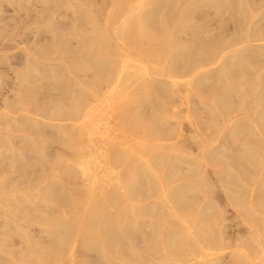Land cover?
<instances>
[{
    "label": "bare ground",
    "instance_id": "1",
    "mask_svg": "<svg viewBox=\"0 0 264 264\" xmlns=\"http://www.w3.org/2000/svg\"><path fill=\"white\" fill-rule=\"evenodd\" d=\"M26 1H28V0H25L24 4H20L19 7H21V5L27 6ZM61 1L62 0H60L59 3H61ZM89 1L90 0H82L81 4L87 6L88 4L91 3ZM91 1H93V0H91ZM102 1H99V2L104 3ZM121 1L122 0H118L117 2H115V3H117V5H115V6H108V8L106 7V9H107V11L105 10L106 12L103 10L104 14H105V15L103 14L105 16V18L101 17L103 19L102 20L103 22L100 20L102 22V23H99L100 27H96L95 30H93L94 32L92 31V33H98V36L100 34V35L104 36V37L102 36L103 38L107 37L106 39H109L108 43H109V41H110V43L108 45H110L112 47V49H110V51H107V52H110V55L112 56L110 58L111 59L113 58L114 60H109V58L107 57L109 54L108 55L104 54L108 58L107 60H104V61L94 58L97 54H100V56L102 54V53H100L103 50L102 49L103 47H101L102 41L100 40V38L98 41L92 40V38H90V39H88V42L86 41V39L84 40L86 42H83L84 43V49L85 50L88 49V52H86L84 55H88V57L93 56L91 59L85 60V62L83 61V59H80V61L82 60V62L86 63V66H87V68L85 66V68L87 70L85 71L84 76H85L86 80H87V78L90 79V77L93 78V82H96L95 84H97L96 87L94 86L96 89L93 88L94 90H92V88H91V92L86 93L87 96H85V93L83 94V92H82V96H81V94L79 96L78 93L80 91L78 92L77 91L78 89H74V88H76V87L79 88L80 86H82V84L85 83L84 79L83 80H81V79L65 80V81H63L62 85H61V83L59 84L61 86H57L58 88H54L55 90H59V91L62 90L63 91V90H67L68 88H70L72 86L71 88L77 92V97L75 96V97H71L68 99L75 101L77 103L78 107H76L75 102L72 106H70L73 102V101L71 102V100H70V103L68 102L70 104L69 105L70 107H65L68 105V104L65 105L66 102H65V104H62V102H61V104L58 103L57 105L55 103V105L49 107L50 112H51V118L50 119L52 121L56 122L54 124L41 122L40 120H38L36 118L37 115H35L36 117H31L28 110H26V112L24 114H21L18 116H16V115L14 116L13 115L14 113L9 112V111H6V112L0 111L1 112L0 113V119H4V120H0V130H1V127L7 128V125L12 124V126H14L15 128H18V130L22 129V132L24 130L27 133L30 132V134H31V133H34V131L38 130V132L40 133L41 131L39 129L43 125L44 128L46 127V128H50V129L55 130L54 133L56 132L55 134H57V135H55L57 137V140H55L56 138L54 139L55 142L59 141L60 144L63 145L65 148L67 147V149L70 147L68 149V153L70 156H68V158L65 157V162L62 164L63 175L65 172L64 170H66L68 172V176L66 177L67 181H65V179H62V181L64 180L63 182H64V185L66 184V188L68 185H71V187H74L73 188L74 190L72 189L69 192H67V194L65 193L66 197L59 200L58 199L59 197H56L57 195L55 196V194H54L55 189L53 188L54 186H57V187L61 186V185H59V183L61 182L60 179L58 180V181H60L58 184H56V181H55V178H57L56 177L57 172L55 173L56 169H54V166H52L53 168L50 170V172L52 171L54 173L51 176V178H49L45 174V172H46L45 170H47V169L43 170L42 169L43 166L39 165L41 167V172L39 170L40 174L37 177L38 179L37 178H35V179L44 183V185L43 184L42 185L45 186V188H44L45 190L43 189L44 192L42 194L40 192V194H39L40 196L37 195L39 197V198L37 197V199L40 200V199L46 198L52 204L53 203L57 204L55 208L58 207L59 209H66V210L71 211V212H78V214L76 213V215H73V216H77V215L79 216V213H80L79 217L71 218L70 217L71 213H68L70 215H67V213L65 211V213L67 215L66 216L65 213L61 214V212H63V210L59 211L56 209L57 212H60V216H62L61 219H57V217L54 214H51L50 211L47 212L49 209L47 211L46 210L38 211V208L36 206L32 207L33 204H30V207H29V209L32 208V210L28 211V208H27V211L25 210L26 212L24 210H23L24 212H22L21 210L14 209V207H13L14 210L11 208V210H13L11 214H13V213L15 215L17 214L18 216H16V217H18V218L20 216H23L24 220L28 216H31V218L29 219V220H31V219H33V217H34V219H37L39 216H41V214L45 215L44 220L41 218L42 217L41 216V217H39L40 220L38 219V221H39V223L42 222V220L45 221L42 224L40 223L41 225H44L46 223V224L53 226L52 229L54 231L49 229L50 232L52 231V233L49 234L47 231V235H46V239H48L47 238L48 236L52 237V238L50 237L48 239L49 241L52 239V241L49 242L47 240L50 243L49 246H51V248L48 245H47L48 246L47 247L46 243H44V244L47 248H49L48 252H46V251L43 252L40 249H35V247L38 248L39 244H37V246H34L31 248V245H34L35 243L34 244L30 243L31 244L30 245L28 243V239H27V244H29L30 246L28 245L26 247L29 250H31V249L33 250V248H34L35 254H34V251L32 254L30 253L31 255L28 253L29 256L24 257V259L21 258V260H19V262L16 261L18 258L16 260L12 259L11 257H7L5 259V257H6V256H4L5 254L0 255L1 257L3 256V258H4L3 259L0 257V264H14L15 262H16L15 264H119L117 262V259H116L117 256H119L121 258V260L123 261L124 264H145L141 260V255L139 254V251L137 248V246H138L137 239L139 237L138 233H139L140 229L142 230V228H141L142 225L140 226L139 224H142L140 222L143 218L149 219V222H148L149 224L147 223L148 219L146 220V223H147L146 226H148L150 229L149 232L147 231L148 233L145 232V233H147L146 235L143 234L140 237L141 240L143 241L145 249L150 248V246H152V244L155 242L160 243V235L163 236L161 234V232L164 231V230H162L163 228L161 229L162 230L161 231L160 227L164 226V228H165V226H167V225H163V223L165 224L166 222H168V221H165V217H167V216H169L170 218H171V216H173V217L174 216H191V217H189V219L190 218H192V220L198 219V221H200L203 225H206L207 232L208 231L209 232L207 233L204 229H203V231L201 229V231H200L201 235L199 234L198 238L194 237V240H197V242H194V244L195 245H197V244L201 245L202 244V246H200L201 249L197 248V246H195L193 243H192V245L187 244L188 240H190V237L193 238L195 233H194L193 229H192V231H193L194 235L192 234L191 231H190L191 233L188 232L189 229L185 225V220L182 217L181 218L178 217V218H180L179 223L181 225H184L187 228V229H185L186 233L183 230H181L182 227L180 229L177 227H175L174 229H169L168 235L171 234L174 238L175 237L176 238H175V240L171 241L170 243H168V241H167V244H165L166 245L165 247H168V246L171 247V248L168 247L169 249L167 248V250H172V253L175 256L183 255L185 253V251L188 252V255L190 254L189 258H191L190 261L187 260L188 261L187 263H189V264H208L209 261H207V259L210 258L211 255L204 254V252H203L204 255L202 254L201 255L202 258L200 259L199 258L200 256H198L201 254L200 251L203 249H206V250L213 249L214 250L215 248L217 250L218 247L223 246V245H221V243L224 244L222 232L221 233L219 232L217 225H216L217 226L216 231L214 228L212 229V227H215V226H211L210 223L212 222V225H214V223H213V221L210 220V217L209 218L207 217V216H212L211 217V219H212L213 216H214V218H215V216L216 217L221 216L220 215L221 213H219L218 209L214 205H211L213 198H212V195H211V197L209 195H210L212 190H210L209 188H208L209 190H206L207 188H205V187L209 184L206 181L210 178L209 176H211L213 174L214 176L213 175L211 176V177H213V179H214V177L218 178V180H220V181L226 179L229 182L232 181V183H233V181L237 182L239 180L238 178H242L243 174H241L242 171L239 170V172H237V173H239L241 175V177H238L240 175L237 173H234L232 171L233 168H231V166L232 165L234 166L235 165L234 163H236V162L233 163V160H235L237 158L236 160L238 161V158H239V156H237V157L234 156V158H235L234 159V158H232L233 156L232 157L230 156L232 154L233 148H232V151H230L231 154L229 152L230 155H228V156H225L226 154L225 155L222 154V152H225V151L220 152V154H222L221 157L217 156L218 153H216V152H215V154H213V150L216 147V146L214 147L216 140H212L211 136L212 135L214 136V134H223L224 136H222V137L225 138L227 136V139L229 138V136H232L233 140L236 138L237 139L238 138L243 139L244 136L246 137V135H248L250 127H251V130H250L251 133H253V134L259 133L260 137L263 136V133H264V75H262V72L259 73L260 70L258 67H256L257 64L253 65L254 68L251 64H253V62H255V61L264 60V43H262L264 40V31H263L264 29L262 30V28H264V24L262 23L263 22L262 19L259 21L255 20V17H256L255 15H258V12H260L259 15H261V16L264 15V8H262L263 6H260L257 8L256 7H249L248 8V4H247V5H245V6H247L246 7L247 11H245L246 10L245 7L243 9V6H241L245 0L244 1L243 0H230L229 1V4H230L229 7L230 8L236 7V8L241 10V7H242V12L240 10H238V12L240 11L239 12L240 17L237 16V18L239 17V20H240V18L244 19V17L246 16L245 13L248 14V25L246 24L247 26L243 28L244 25L242 24V22H244V21L241 20V22H240L238 20L241 23L240 24L241 27L236 25V23L233 24L234 26L236 25L239 27L237 29V31H234L235 32L234 36L236 35V37L231 35V38L227 39V36L230 37V35H228L227 32H226V36L221 35V34L220 35L217 34L219 36L218 37L216 34H214L218 38L210 41V37H209V39H208L210 41L209 46H208L209 48L204 50V51L202 50L201 52H200V50H201L202 46L199 48L200 45H198V43L195 40V42L197 43L196 46L198 45V52L196 49H195L196 51L194 49L193 50H194V52H197L198 55L196 53L195 54L196 56L194 55V57L192 58L191 55L194 54V52H192V54H191V52L189 51L191 54L189 56H191V58L189 57L184 62L183 61L181 62L180 59H173L172 58V56L175 54L174 52L181 51L182 49L177 50V48H178L177 46L179 45V44L177 45V43L179 42V40L177 42L176 38L178 39L179 37H178V35L174 36V34H175V32L173 33L174 29L171 28L173 25L171 27L169 26L171 18L169 19V17L166 16V15H169V14H166L167 12L166 13L163 12L164 8H162L163 10H162V12H160V26H162L164 29L160 31L158 28V30L160 31V34L167 35L169 40L167 39L168 41H164L160 44L157 43L160 47L159 48L160 52H157V53L155 52L156 54H154V52H153V54L150 53L151 50L154 51L155 48H153V46L151 44H147V38L150 37L149 39H151L152 36L154 37L155 36L154 30H156V29H154L153 32H151L149 28H148L149 30H146L148 26L146 25L147 27H145L144 24H147L148 22H145L144 24L142 23L144 28H145V31H144L145 34L141 33V30H143L144 28L142 27L140 22H143L145 19H148L149 17L156 18V20H158L157 16L155 15L156 17H154L153 15L156 14L157 7H159L160 5L156 6V11L154 9H152L153 12H151V13L149 12L148 17H147L148 13H146L142 16V13H140V12H144L143 9H145L146 6L149 7V4H151V2L155 1L157 4V3H159V0H157V1L156 0H124L125 1V2L123 1L124 5L121 3ZM169 1L170 0H168L167 2H169ZM173 1H172V3H174ZM185 1H187V0H184V2ZM189 1L190 2L194 1V5H195L196 1H199V2H201V1L205 2L206 1V2H209V4H211V3L214 4V2H216V3L218 2L219 4L221 3L220 5H222L224 2H226L228 0H188L187 2H189ZM221 1H224V2H221ZM251 1L252 0H250V3H251ZM11 2H13V1H11ZM14 2L16 3V1H14ZM30 2L32 4L31 0H30ZM51 2H47V8L48 9H51L50 6H48V3H50V5L54 4V2L52 4H51ZM113 2L110 1V3L114 5L115 3H113ZM119 2L122 5H119ZM66 3L64 2L61 4H66ZM76 3H77V1H76ZM93 3H94L93 5H95L94 1H93ZM100 3H98V4H100ZM172 3L170 2V6L173 5ZM183 3H181L180 4L181 6H179L178 8L181 9V7L183 6ZM201 3H203V2H201ZM201 3H199V4H201ZM246 3L247 2L245 1V4ZM9 4L11 5V3H9ZM98 4L96 6L99 7ZM163 4L167 5L166 1ZM186 4L187 3H184V5H186ZM203 4L209 5L207 3H203ZM212 4L210 6H212ZM17 6H18V4H17ZM55 6H56V3H55ZM55 6H53V7H55ZM63 6H65V5H63ZM74 6H76V5H74ZM96 6H92V8L96 7ZM173 6H175V5H173ZM191 6L192 5L190 3V7ZM195 6H192V7H195ZM199 6L201 7V5H199ZM214 6H216V4ZM219 6L217 8H219ZM225 6H227V5L225 4L224 6H220V8L224 9ZM89 7H91V6H89ZM147 7H146V9H147ZM161 7H160V11H161ZM185 7L187 8L188 6H185ZM190 7H188V10L191 9L192 14L194 13L193 12L194 10H197L199 8V7H196L194 9V8H190ZM0 8L2 9L1 6H0ZM97 8H94L93 11L91 10L92 12L89 11L90 14L91 15L93 13L99 14L98 12L101 10H100V7L98 9ZM167 9H165V10L167 11ZM169 9L171 10V9H173V7L169 8ZM169 9H168V11H169ZM174 9L176 10L177 8L174 7ZM175 10L170 11L171 14ZM199 10H200V8H199ZM217 10H219V9H217ZM217 10L215 9L212 11L217 12ZM225 10H227V9H225ZM177 11H179V10H177ZM102 12H100V13H102ZM180 12H185V11H182V9H181ZM219 12H220V10H219ZM223 12H224V10H223ZM226 12H224V13H226ZM218 13H216V14H218ZM224 13H222L223 16H224ZM230 13H231V11H230ZM90 14H89V16H90ZM134 14H136V15H134ZM177 14H179V13L177 12ZM177 14H176V16H177ZM187 14H188L187 18H184V16L182 17L180 15H179V18L182 17L181 18L182 21H183V18L186 19L187 23H188L189 22L188 18L190 17V13H187V11H186L185 15H187ZM207 14H208V11H207ZM93 15H95V14H93ZM93 15H92V17L94 18L95 16H93ZM126 15L128 16V18L126 17ZM133 15L136 18L133 17ZM145 15L147 18H145ZM181 15H183V14H181ZM235 15H237V14H235ZM89 16H88V18H89ZM118 16L119 17L121 16L120 21H118L119 19L117 20ZM171 16L172 15H170V17ZM229 16L231 17L232 15H229ZM86 17H87V15H86ZM123 17H125V18H123ZM213 17H214V14H213ZM215 17H216V15H215ZM93 18H90V19H92V21L90 20V22H93V20H95ZM218 18H221L219 14H218ZM234 18H236V16ZM39 19H42V17ZM43 19H46V17L45 18L43 17ZM134 20L140 21V22H137V26L139 25L138 23H140L139 28L137 26H135L134 24H132L133 22H136ZM150 20H152V19H150ZM174 20H176V18H174ZM54 21H53V23H54ZM176 21H178V20H176ZM205 21H207V19L202 21V22H205ZM217 21H219V20H217ZM221 21H224V20H221ZM157 22H155V23L157 24ZM184 22H186V21H184ZM184 22H182V23H184ZM239 22H238V24H239ZM155 23H151V24L153 25ZM174 23H175V21H174ZM182 23H181V25H182ZM187 23H184V25H186ZM232 23H234V22H232ZM172 24H173V21H172ZM38 25H40V24H38ZM38 25H36V26H38ZM52 25L53 24H51V26ZM133 25L136 28H134ZM148 25H150V23H148ZM202 25H204V30H205L210 25V22L203 23ZM213 25H214V23H213ZM215 25H217V24H215ZM1 26H2V23H1ZM54 26H55V24L52 26V28L56 29L57 25L55 27ZM154 27L155 26L153 25L152 28H154ZM156 27H157V25H156ZM43 28H45L44 30H49V29H46V26ZM43 28L41 30H43ZM52 28H50V29L53 30ZM137 28H138V30H136ZM191 28H193V26ZM1 30H2V28H1ZM51 30H50V32L52 33V35H55V34H53V31H51ZM175 30H176V28H175ZM195 30H197V28H194L193 31H195ZM223 30H225V29H223ZM60 31H61V29H60ZM17 32H18V30H17ZM46 32L47 31H45V33ZM75 32H76V30H75ZM137 32H139V33H137ZM197 32L200 33L199 31H197ZM201 32H202V30H201ZM205 32L206 31H204L202 34H204ZM19 33L20 32H18V34ZM207 33H208V31H207ZM207 33H205V34L207 35ZM216 33H218V32H216ZM123 34H125L124 37L128 34L129 37H131L135 40V43H136V39L139 40L138 44H140V41L143 42V40L141 38L144 37L146 43L144 42L143 46H144V44H146L145 45L146 48L144 49V47H142L144 50L142 48H141L142 50H140V48H139V50H137V49L134 50L135 48L134 49L129 48L128 45L126 46V42H125L126 40L122 36ZM139 34L141 35V37ZM13 35H14V33H13ZM40 35L41 34H39V36ZM52 35H51V37L53 38L54 36H52ZM143 35H145L146 37ZM157 35H159V34L156 33V36ZM192 35H193V33H192ZM206 35H205V37H207ZM209 35H211V34H209ZM201 36H203V35H201ZM216 36H214V37H216ZM232 36H233V38H232ZM11 37H13V36H11ZM129 37L126 36V39ZM157 37H155V38L157 39ZM3 38H1L0 45L3 44V43L1 44V42H3L2 41ZM48 38H50V37H48ZM54 38H56V36ZM131 38H129V39H131ZM155 38H154V40H156ZM196 38L197 37H195V39ZM201 38L202 37H200V39L199 38L198 39L201 40ZM42 39H43V36H42ZM94 39H96V38H94ZM149 39H148V41H149ZM192 39H193V37H192ZM90 40H92V41H90ZM106 41L107 40H105V42ZM127 42H128V40H127ZM129 42H132V40L131 41L129 40ZM142 42H141V46H142ZM158 42H160V41H158ZM173 42H177L176 45H174ZM202 42L204 43L205 41L202 40ZM53 43H54V41H53ZM53 43H51V46L52 45L54 46ZM71 44H73V43H71ZM106 44L107 43L103 44L102 46H105ZM138 44H136V45H138ZM157 44H155V45H157ZM6 45H8V44H6ZM9 45L11 46L12 44H9ZM46 45L40 46L39 47L40 49H37L38 52L36 51V53H33V52L32 53L36 54L38 56L37 53H39V50L45 51L44 53L40 52V54H43L46 57V53L51 50L49 48L50 45L49 46L48 45L46 46ZM149 45H151L152 47L150 46V48H153V49H149ZM10 46H8V49L12 48ZM100 47H101V51H100ZM13 48L15 49V47H13ZM56 48H58V46ZM105 48H106V46L104 47V50H105ZM182 48L185 49V47H182ZM187 48H189V47H187ZM5 49L4 48L2 49V46H1V50H5ZM32 49H33V47H32ZM147 49H149V51H147ZM252 49L253 50L256 49V50H254L252 52L251 51ZM53 50H54V48H53ZM61 50H62V48H61ZM80 50L83 51V48H81ZM104 50H103V53H104ZM30 52H31V50H30ZM54 52H55V50H54ZM62 52H65V50ZM248 52H250V53H248ZM51 53H52V51H51ZM80 53H82V52L79 51V54ZM245 53H248V55H246ZM26 54L27 55H24L25 60L27 59V56H29V54H30L28 50L26 51ZM31 54H30V56H31ZM79 54H78V56H79ZM244 54H245V56H244ZM47 55H48V53H47ZM176 55H178V54H176ZM179 55H181V54L179 53ZM1 56L2 55L0 54V58L3 57V56L2 57ZM49 56H50V54H49ZM175 56H173V57L175 58ZM9 57H8V59H9ZM49 58H51V57H49ZM76 58H77V56H76ZM6 59H7V56H6ZM10 59L13 60L12 55H11ZM29 60H27V62H25V64H27V69L31 70L30 71L31 73L29 72V74L31 75V78L34 80L35 77L32 76V72L34 71L33 67L36 68V65L38 63H36V65H34ZM31 60H32V58H31ZM45 60L47 61V62L45 61L46 64L50 61L47 59H45ZM5 62H8V61L6 60ZM12 62L13 61L10 60L9 63H12ZM34 62H39V60L38 61L34 60ZM0 64H1V62H0ZM4 64H5L4 67L7 66V63H4ZM32 64H33V66H32ZM11 65H14V64H11ZM39 65H40V63H39ZM50 65H52V64H50ZM8 66H9V64H8ZM53 66L54 65H52V67ZM262 67H264V65ZM9 68H8V70H9ZM23 68L25 69L24 66H23ZM13 69H11L12 74H14L16 76ZM5 70H6V68H5ZM26 70H24V72ZM54 70H57V67L56 68L54 67ZM71 70L73 71V69H70V71ZM52 71L53 70L51 69V66H50L48 75L54 77L55 71H53V72ZM59 71H60V69H59ZM59 71H58V73H59L58 75H56L54 78L52 77L53 78L52 81L55 79L54 81L56 82L57 77L59 75L63 74V72L60 74ZM67 72H69V71H65L66 74H68ZM252 72H254V73H252ZM7 73H5V74H7ZM9 73H11V72H9ZM22 73H23V71H22ZM22 73L20 72L19 76H20V79L22 81H24L29 76H28V74H26L28 72L23 73V74ZM46 73L47 72H45V74ZM65 73H64V75H65ZM18 74H19V72H18ZM70 74L71 73L69 72L68 76ZM61 76H63V75H61ZM68 76H67V78H68ZM249 76H251V77H249ZM36 78H38L37 80H39V77H36ZM49 78H51V77H49ZM154 78L160 79V80L157 81ZM7 79L9 81V78H7ZM54 81H53V83H54ZM49 82H51V81L49 80ZM156 82L160 83L159 84L160 89H158L159 87L155 88L156 86H154V85L157 84ZM0 83H1V80H0ZM245 84H247L250 87V89H252L253 91H254L255 87H256V89L257 88L259 89L257 92L254 91L255 93H257V96L254 99H252L254 101H252V102L250 101V103H248V104H244V102H243V101H245L244 98L247 99V96L249 97V95H247L249 93L246 92L247 93L246 94L244 92V89H243V87H244L245 90H248V89H246L247 85L245 87ZM47 85L45 88H47ZM49 85H52V83ZM72 89H71V91H72ZM75 91H74V93H75ZM143 91H145V92H143ZM147 91L149 94L160 99V100L157 99L160 101V104H159L160 107L158 106L159 108L150 105L152 108V113L154 110L153 107L156 108L155 110L157 112H158L157 109L160 110L159 111L160 113L158 114V115H160V119H158V122L157 121L152 122L153 121V119H152V121H150V122H152L153 124H151V127H149V125H148V127L146 128L144 126V124H142V125L140 124V122L142 123L141 120H143V119L140 120V117H141L140 115H138V116H140L139 117L140 122L138 124H137L138 119H136L138 117H136V118L133 117L132 121L135 119L137 121L136 122L134 121V123L131 122L130 121L131 117H129L128 111L131 108L133 109V106H135L134 103H132L135 99L132 100V102H131V97L133 96L134 98L135 97L137 98L138 94L136 92H138V93L143 92V94H144ZM19 92H22V91L20 90ZM85 92H86V90H85ZM24 93H25V91H24ZM230 93L235 94V95L230 96ZM60 94H62V93H60ZM65 94H67V92ZM21 95H22V93H21ZM21 95H20V97H21ZM74 95H76V94H74ZM135 95H137V96H135ZM193 95L196 96V100H198L202 104L201 105L202 108L207 109L206 112H207V114H209L208 118L204 117V115H205L204 111H203L204 115L200 114L202 112H199V113L197 112L198 114H200L198 116L196 113V110L199 111L197 109V107L190 105V103H192L194 101ZM140 96L142 97V94ZM140 96H139V98L142 99ZM144 96H146V98H144L146 100L147 94L146 95L144 94ZM251 97L252 96H250V98ZM66 98H67V96H66ZM80 99H85V101L83 100V103H82V101L81 102L79 101ZM140 99H138V100H140ZM205 99L208 100L207 103H209V101L212 103V108L208 107V106H210V103L207 105L206 103L202 102ZM58 101H60V100H58ZM78 101H79V103H78ZM140 101L137 102L135 108H137V107H139V105H141ZM24 102H25V100H24ZM143 102H144V100H143ZM232 102H234V103H232ZM130 103H132V105ZM146 103H148V102H146ZM157 103H156V105H157ZM74 105H75V107L73 109ZM144 105H145V103H144ZM130 106H131V108H130ZM5 107H8V105ZM5 107H4V109H5ZM21 107H19V108H21ZM141 107H142V105H141ZM10 108H11V106H10ZM258 108H260V109H258ZM20 110L22 111L23 109H20ZM47 112H48V109H47ZM53 112H55V115H56V113L58 115H56V116L53 115V116H55V117H53L52 116V114H54ZM236 112H239L241 114L239 116H236V115H234ZM9 114L10 115L12 114V116H10ZM132 114H135V113L132 112ZM135 115L137 116V114H135ZM153 115L156 116L155 113H153ZM46 116L47 115H45V117ZM144 116H146V115H144ZM128 117H129V119H128ZM202 119H205V120H202ZM182 120H184L185 123H183ZM237 121H238V123L241 121H243L245 123H242V125L239 126L238 123L236 124ZM21 123H23V124L21 125ZM139 124L141 125V129L139 128V126H136ZM183 124L187 125L186 129H189V132H191V134L194 135V136L192 135L193 137H191V135H189L190 138H192V141H190V143H188V145H186L187 141L183 138L184 133H185V132L183 133V131H182L183 130L182 127H184ZM143 126H144V128H142ZM137 127L139 128L140 131H138ZM242 127H245L244 128L245 130ZM247 127H249V128L246 131ZM11 128H10V130H11ZM15 130L16 129H12L11 131L15 132ZM18 130H17V132H18ZM6 131H7V129H6ZM48 131H50V130H48ZM42 132H44V131H42ZM146 134H147V136H146ZM150 134H151V136H150V140H149L147 138L149 137ZM0 135L2 136L1 133H0ZM186 135H188V134H186ZM249 135H251V134H249ZM8 136H10V135H8ZM29 136L27 135V137H29ZM31 136H34V134H32ZM43 136H44V134H43ZM259 136H256V138H260ZM22 137L25 138V136H22ZM39 137H41V136H39ZM5 138L6 137L4 136V140H5ZM36 138H38V137H36ZM213 138L217 139L216 137H213ZM13 139H17V138H14V136H13ZM32 139H34V138H32ZM222 139L220 142H222ZM237 139H236V141L240 140V139H238V140ZM19 140L20 139L18 138V142H19ZM44 140H42V141H44ZM153 140H155V141H153ZM233 140H230V142H233ZM261 140H263V139L261 138ZM22 141H23V139H22ZM29 141H31V140L29 139ZM225 141L226 140L224 139L223 142L225 143ZM6 142H7V140L5 141V143ZM133 142H135L137 144L140 143V144H139V146H137V144L134 143L136 145L135 146L136 148L133 146L134 148L129 149L130 144ZM150 142H152V143H150ZM230 142L228 141V143H230ZM245 142L248 143L247 141H245ZM245 142L243 141L244 144H245ZM226 143H227V141H226ZM260 143H262V141ZM3 144H4V142H3ZM189 144H191L195 148L193 149V147L192 146L190 147ZM252 144H251V146L253 147L254 145H252ZM262 144H263L262 146H264V143H262ZM10 145H12V144L9 143V146ZM39 145H40V143H39ZM232 145H234V144L232 143ZM232 145L230 144L231 147H232ZM241 145L239 146V144H238L237 147L241 150V152L242 151L244 152L243 154H245V152L252 151V150L248 149V146L246 147L247 149H242L244 147H243V145L242 146ZM245 145H247V144H245ZM260 145H258L259 148L257 146H255V147H257L260 150V148H262V146L260 147ZM16 146H14V147L16 148ZM54 146H56V145H54ZM21 147H23V146H21ZM0 148H1V146H0ZM17 148H16V150H17ZM257 148L253 149L254 152H252V155L254 154V156H256L255 155V149H257ZM4 149L6 151L5 145H4ZM24 149L26 150V148H24ZM13 152L14 151H12V153ZM17 152L19 153V151H17ZM30 152H32V151H30ZM153 152H155V154H153ZM226 152H227V150H226ZM4 153L5 152L3 151V153H2L3 156H4ZM20 153L22 155V152H20ZM145 153H147V154H145ZM192 153L194 155H192ZM2 154L0 153L1 157L4 158L2 156ZM40 154H42L41 151H40ZM14 155H15V153H14ZM151 155H153V156L151 157ZM238 155H241V154L238 152ZM246 155H248V153H246ZM249 155H250V153H249ZM22 156H20V158H17V159H22ZM42 156H44V155L42 154ZM147 156L150 158H148ZM222 156H224V157H222ZM251 156H248L249 158H247V159L253 160L254 164L257 165L258 162H256V160L254 158L251 159L250 158ZM36 158L38 159V157H36ZM198 158H200V161L197 163L196 159L198 160ZM242 158H243V156H242ZM256 158L258 159L257 156H256ZM244 160H245V158H244ZM261 160H263V161H261ZM1 161H3V159ZM18 161H20V160H18ZM25 161H27V160H25ZM239 161H240V159H239ZM257 161H259L261 163L263 162L262 164H264L263 158L262 159L259 158ZM14 162H16V161H14ZM247 162L248 161L246 160V163ZM248 164H249V162H248ZM254 164H250V165H252L254 167ZM262 164H260V165H262ZM0 165H2V164L0 163ZM60 165H61V163H60ZM136 165L137 166L141 165V166L137 167ZM154 165L157 167L160 166V169L156 168V169H159L157 172H156V169L154 171L152 169V167ZM23 166H25V165H22V167ZM235 166H237V165H235ZM257 166L255 169H257ZM0 167H2V166H0ZM50 167H51V165H50ZM261 167H263V166H261ZM261 167H260V170H261ZM23 168L25 171V167H23ZM44 168H46V167H44ZM47 168H49V167H47ZM59 168L61 169V167H59ZM181 168L184 170L182 171ZM235 168H234V170H235ZM238 168H241V164L238 165L236 169H238ZM249 168H247V169L249 170ZM2 169H3V167H2ZM119 169H121V170L117 171ZM247 169H246V171H247ZM242 170H244V169H242ZM260 170H259V172H260ZM15 171H17V170H15ZM159 171H160V174H159ZM250 171L253 172L252 169ZM19 172H22V171L20 170ZM255 172H257V171H255ZM46 173H49V171ZM254 173H253V176L258 175V174H254ZM263 174H262V176H263ZM244 175H246V173H244ZM249 175H250V172H249ZM249 175H248V177L250 178L251 176H249ZM48 176H50V175H48ZM206 177H207V179H206ZM255 177H257V176H255ZM60 178H62V177H60ZM172 178L176 179V180L174 179L175 182ZM179 178H181V179H179ZM246 178L247 177L245 176V179L244 180L242 179L243 182H245V180L248 181ZM263 178H264V176H263ZM261 179H262V177H261ZM26 180H27V178H26ZM181 180L183 181V183L182 184L180 183L181 184V185L179 184L180 186L174 185V184H177V182L181 181ZM252 180L254 181L255 179H253V177H252V179L249 180V181H251V184L253 182ZM239 181H241V180H239ZM261 181L259 182L260 184H261ZM263 181H264V179H263ZM123 182L124 183L126 182V184L124 185ZM217 182H219V181H217ZM35 184H36V182H35ZM223 184H224V182H223ZM36 185H34V186H36ZM40 185H41V183H40ZM136 185H138V188L136 187V189H135ZM241 185H242V182H241ZM41 186H38V187H40L39 190L36 187H35L36 189H34L32 187V189L36 190L35 195L37 193H39L38 191H41L40 189L43 188V186L42 187ZM196 186L198 189L196 188ZM199 186H200V189H199ZM252 186H253V184H252ZM203 187L205 188L206 192H204ZM218 187H220L221 189H224L222 182H220ZM256 187H259V186H256ZM261 187L263 188V186H261ZM261 187H259V189ZM59 188H61V187H59ZM63 188H64L63 190H65V187H63ZM201 188H203V189L201 190ZM67 189H71V188H67ZM239 189H240V187H239ZM57 190L60 191V189H57ZM57 190H56V192H57ZM61 190H62V188H61ZM63 190H62V193H59V194L63 195V192H66ZM192 190H195L196 193L198 190H200L199 191V194H200L199 197L197 195L198 193L194 195L193 194L194 191H192ZM231 190H232V187H231ZM246 190L247 189H245L244 192ZM30 191H32V190H30ZM228 191H230V189ZM260 192L262 193L261 189H260ZM189 193H191V194H189ZM246 193H248V194L247 195L245 194V197H244L245 199L244 198L239 199L238 197H237L238 199L236 198L237 203L234 202L235 198H233L234 201L232 200V203L233 202L235 203V204L233 203V206L239 205V204L244 205L245 204L244 202H246L248 204V207H246L244 209L242 207L241 210L239 209L240 207H238V209L242 213L244 212L246 214V216H248L247 218H249V216H251V217L254 216V219H255V217L264 219V197L262 195L256 194L257 192H255V188L248 189L246 191ZM258 193H259V191H258ZM30 194H31V192H30ZM234 194H235V191H234ZM23 195L25 196V193H23L22 197L20 196V198H23ZM153 195H154V197L156 195V197H157L156 199L159 200V202H157V201L156 202L159 205L156 202L152 203L149 205L151 207V209H149L148 207H145V206H142L139 204L140 202L143 203L145 200H148L147 199L148 197H150V198H151V196L153 197ZM206 195H208L209 198H212L210 205H209V202L206 203L207 201L205 202V204L200 203V200L201 199L203 200L204 196H206ZM61 196H60V198H62ZM28 197L29 196H26V198H28ZM26 198L24 197L25 201L23 200V204L26 202V200H27ZM3 199H4V196H3ZM12 199L15 200V198L13 196H12ZM198 199H200V200L198 201ZM228 199L231 200L232 198L229 197ZM20 200H22V199H20ZM205 200H207V199H205ZM224 200H227V199H224ZM32 201L34 202V200H32ZM3 202H5V201L3 200ZM27 202H26V204H27ZM42 202H40V203L42 204ZM55 202H58V203H55ZM37 204H38V202H37ZM3 205H5V203ZM226 205H228V204H226ZM6 206H8V203H6ZM10 206H12V204H10ZM78 206H82L81 209L77 208ZM156 206L160 207V208L157 207L158 209L156 208L157 211L160 210V212L156 211V209H155ZM18 207H20V209H21L20 204L19 205L17 204V208ZM110 207L111 208L118 207V208H120V210L114 212V214H113L112 211L108 209ZM22 208H26V206H22ZM51 208H52V206L50 207V209ZM53 208H54V206H53ZM1 209H2V207H1ZM153 209H154V212H153ZM213 209L215 212L213 211ZM3 210L4 209H2V212H3ZM148 210H150V211L148 212ZM211 210L214 212L213 214H210V212H212ZM239 210L237 211L238 213L240 212ZM208 211H209V214H208ZM0 212H1V210H0ZM241 212L239 213L240 215H241ZM38 214H39V216H38ZM53 215L56 217V219L53 217ZM1 216H3V214ZM25 216H27V217H25ZM35 216H38V217L35 218ZM163 216H165V217H163ZM169 217L167 219L169 220V222H171L172 219H169ZM6 218H8V217H6ZM18 218L16 220H18ZM21 218L22 217H20L19 219L22 220L23 218L22 219ZM43 218H44V216H43ZM52 218L54 220H52ZM217 218L219 220L221 219L219 217H217ZM244 218H246L245 215H244ZM34 219L31 221H37ZM252 219H251V221H253ZM29 220H27V222ZM38 221H37V223H38ZM144 221H142V222H144ZM188 221H190V220H188ZM222 221L223 220H221L220 222H222ZM254 221H256V219ZM246 223H247V221H246ZM259 223L260 222H258V224ZM2 224H5V221H3ZM13 224H14V222H13ZM215 224H216V222H215ZM256 224H254V225H256ZM49 225H48V227H50ZM173 225H175V224H173ZM208 225L211 226L210 229H212L213 232L209 229ZM14 226L15 225H13L12 228ZM253 226L251 225V229ZM259 226H255L254 229L256 230V228ZM5 227H6V225H5ZM19 227H21V226H19ZM19 227L17 226V229ZM15 229H16V227L13 229H8L7 231L13 230L14 232L7 233L8 237H7V235L5 237L11 238L12 235L13 236L16 235L15 231L17 229L16 230ZM5 230H6V228L4 229L3 232L0 231V233L1 234L4 233ZM146 230H148V229H146ZM249 230H250V227H249ZM259 230H261V228L257 230L260 233ZM17 231H19V230H17ZM21 231H19V232H21ZM210 231H211V233H210ZM203 232L204 233L206 232L208 235H206V233L204 234ZM22 234H23V231H22ZM24 234H26L28 236L27 233H24ZM254 234H256V233H254ZM17 236H19V235H17ZM0 237H1V235H0ZM2 237L5 239L3 234H2ZM72 237H73V239H71ZM258 237H261V233H260V236H258ZM7 238H6V240H7ZM13 238H15V236ZM24 238L25 237H23L22 239H24ZM27 238H29V236ZM261 238H263V237H261ZM163 240H164V237H163ZM257 240H259V239H257ZM25 241L26 240H23V242H25ZM246 241H247V239H246ZM11 242L14 243L13 240L10 241V243ZM18 242H19V239H18ZM5 244H6V242H5ZM5 244L3 243V245H5ZM41 244H43V243H41ZM256 244H258V243L256 242ZM0 245H2V244H0ZM77 245H78V247H77ZM199 245H198V247H199ZM239 245H240V243H239ZM243 245H244V243H242V245H240V246H243ZM11 246H14V245H11ZM19 246H22V245H19ZM23 246H24V244H23ZM185 246L187 247V249L185 248ZM248 246H249V244H248ZM2 247H4V249H6L5 248L6 246H2ZM2 247L0 246V251L3 249ZM24 247H23V249H24ZM224 247H226V246L224 245ZM44 248L45 247H43V249ZM47 248H45L44 250H46ZM77 248L78 249L81 248L83 250L82 253H85V252L94 253L96 260L95 261H93V260L89 261V259H87L88 257H86V255L84 258H86L87 260H85V259L80 260L75 255L76 251H78ZM252 248H254V246H251L252 251L246 247V249L244 248L243 250L237 251L236 253L231 252L228 254H230V256L235 259V260L233 259L234 260L233 262L237 263V264H264V243L259 242V244L257 245L256 248H254V249H252ZM28 249H27V251H28ZM75 249H76V251H75ZM25 250H26V248H25ZM25 250H24V252H25ZM11 251H12V249H11ZM18 251H16V252L19 253ZM27 251L25 253H27ZM66 251H67V253L64 255V253ZM79 251H81V250H79ZM151 251H152V249H151ZM13 252H11V253H13ZM207 253L210 254V252H207ZM32 255H34V258H32ZM74 255L76 256L77 259H75ZM170 255H169V257H170ZM184 255H186V257H188L187 253ZM55 257L57 258V260L54 259L55 261H51V259H53ZM196 257H198V258H196ZM8 259H11V260L8 262ZM174 259H175V257H174ZM145 261H147V260L145 259ZM147 262L149 264V261H147Z\"/></svg>",
    "mask_w": 264,
    "mask_h": 264
},
{
    "label": "rangeland",
    "instance_id": "2",
    "mask_svg": "<svg viewBox=\"0 0 264 264\" xmlns=\"http://www.w3.org/2000/svg\"><path fill=\"white\" fill-rule=\"evenodd\" d=\"M11 1H13V2H11ZM14 1H16V3L14 2ZM23 1V2H22ZM24 1L25 0H0V6L2 7V9L0 8V41H1V38H3L4 36V38L2 39V41L3 42H1V44L2 45H0V54L3 56H1L2 58H0V62H1V64H0V75L2 76H0V80H1V83H0V85L3 87H1L0 86V111L1 112H6V111H9V112H12V113H14L13 115L15 116H18V115H21V114H24L25 112H26V110H28L29 111V113H30V116L31 117H36L35 115H37V119L38 120H40L41 122H45V123H49V124H54V123H56V122H54V121H52L50 118H51V112H50V109H49V107H51V106H53V105H55V103H56V105L59 103V104H61V102H62V104H65V102H66V104L65 105H67V106H65V107H70V106H72L73 104H74V102L75 101H73V100H71V99H68V98H71V97H77V92L74 90V89H78L77 91L79 92L78 93V95L80 96V94H81V96H82V92H83V94L85 93V96H87V94L86 93H88V92H91V88H92V90H94V89H96L95 87H96V85L97 84H95L96 82H93V78L92 77H90V79L89 78H87V80H86V78H85V71L87 70L86 68H87V66H86V63H84L85 62V60H88V59H91L92 57H88V55H84L86 52H88V49H84V43L83 42H88V39H90V38H92V40H96V41H98L99 40V38H100V40L102 41V45L103 44H105V43H107L105 46H106V48H105V50H104V47L105 46H102L101 45V47H103L102 49L104 50V53H103V50H102V52H100V53H102L103 55L105 54V55H108L107 57L109 58V60H114L113 58L111 59L110 57H112L111 55H110V52H107V51H110V49H112V47L110 46V45H108L109 43H110V41H109V43H108V40L109 39H106V38H103L104 36L103 35H100L99 34V36H98V33H92V31L93 30H95V28L96 27H100V24L99 23H102L103 21V19L102 18H105V14H104V11L106 10L107 11V9H106V7L108 8V6H115V5H117V3H115V2H117L116 0L114 1V0H93L94 2H95V5H93L94 3H93V1H89V2H91L90 4H88L87 6H85V5H82L81 3H82V0H62L61 1V3H66V4H61V3H59V1L58 0H31L32 1V4H31V2H30V0H28V1H26V3H27V6L26 5H21V7H19V5L20 4H24ZM69 1V2H68ZM76 1H77V3H76ZM79 1V2H78ZM99 1H102V2H104V3H100ZM110 1L111 2H113V3H115L114 5L113 4H111L110 3ZM124 0H122L121 1V3L124 5V2H123ZM157 1V0H156ZM165 1H166V3H167V5L169 6H167L166 4H163V3H165ZM168 0H159V3H157L156 4V2L155 1H153V2H151V4H149V7H147V9H146V7H145V9H143V11L145 12H140V13H142V16L144 15V14H146V13H148L147 14V17H148V15H149V12L151 13V12H153V10L152 9H154L155 11H156V6L158 5H160L159 7H157V12H156V14H154L153 16L154 17H156L157 16V19L158 20H156V18H152V17H149L148 19H143L144 21L143 22H140L139 20L137 21V20H134V21H136V22H133L132 24H134L135 26H137V22H140L141 23V25H142V27L144 28V26L145 27H147V29L146 30H149L150 29V31L151 32H153V30L154 29H156V30H154L155 31V36L152 38L151 37V39H149V38H147V44H151L152 46H153V48H155L154 49V51L153 50H151V52L150 53H152L153 54V52H154V54H156L157 52H160V47H159V45L158 44H160V43H162V42H164V41H168L169 39H168V36L167 35H163V34H160V31L161 30H163L164 28L162 27V26H160V12H162V8H164V11L163 12H167L166 14H169V15H166V16H168L169 17V19L171 18V20H170V27L171 28H173L174 30H173V33L175 32V34H174V36H177L178 35V39L176 38V40H177V42H178V40H179V42L177 43V42H173L174 43V45H176V43H177V50H181V51H176V52H174L175 54L173 55V56H175L176 54H178V55H176L175 56V58L172 56V58L173 59H180L181 60V62L183 61H185L186 59H188L189 57L191 58V56H192V58L194 57V55L198 52V45H200L199 46V48L201 47V50H200V52L203 50H206V49H208L209 47V42L211 41V40H214V39H217L219 36L218 35H225L226 36V32H227V34L228 35H230V37H228L227 36V39L228 38H231V35H233L234 36V31H237V29L239 28L238 26H240V22H241V20L242 21H244V22H242V24L244 25H242L243 26V28L244 27H246L247 25H248V14L247 13H245L246 14V16L244 17V19H242V18H240V20H239V12L241 11L242 12V7H241V10L240 9H238V8H236V7H229L230 6V4H229V1L230 0H228V1H226V2H224V1H221V2H224L227 6H225V8L224 9H222V8H220V6H224L225 4L223 3L222 5H220L218 2V4L216 3V2H214V4H212L211 2V4H212V6H210L211 4H209V2H204V1H201V2H203V3H207V4H209V5H206V4H203V3H201V2H199V1H196L195 2V5H194V1H189L190 3H191V5L192 6H195V7H190V3L189 2H187V1H185L184 2V0H172L174 3H172V1L170 0L169 2H167ZM244 1V0H243ZM245 1L247 2L246 4H245ZM244 1V5L242 4L241 6H243V9H244V7H245V11H247V6H245V5H247L248 4V8L249 7H260V6H263L262 8H264V0H252L251 1V3H250V0H245ZM8 2V3H7ZM18 2V3H17ZM47 2H51V4L54 2V4H52L53 6H55V3H56V6L55 7H53L52 5H50V3H48V6H50V8L51 9H48L47 8ZM74 2V3H73ZM100 3V4H98V3ZM162 2V3H161ZM170 2L173 4V5H175V6H170ZM187 3L186 5H184V3ZM9 3H11V5L9 4ZM15 3V4H14ZM120 2H119V5H122ZM181 3H183V6L181 7V9H182V11H187V13H190V17L188 18V23H187V20L186 19H184V18H187L188 17V14L187 15H185V12H180V8H178L179 6H181L180 4ZM198 5H197V4ZM199 3H201V4H199ZM250 3V4H249ZM254 3V4H253ZM17 4H18V6H17ZM99 5V7H100V10L101 11H99L98 13L99 14H97V13H93V14H95V15H93V16H95L94 18L92 17V15L90 14V12H92L93 11V9L94 8H97L98 6H96V5ZM105 4V5H104ZM155 4V5H154ZM216 4V6H214ZM229 4V5H228ZM63 5H65V6H63ZM74 5H76V6H74ZM152 5V6H151ZM165 7H164V6ZM199 5H201V7L199 6ZM205 5V6H204ZM220 5V6H219ZM254 5V6H253ZM10 6V7H9ZM23 6V7H22ZM58 6V7H57ZM69 6V7H68ZM71 6V7H70ZM80 6V7H79ZM82 6V7H81ZM89 6H91V7H89ZM92 6H96V7H93L92 8ZM102 6V7H101ZM162 6V7H161ZM167 6V7H166ZM177 6V7H176ZM185 6H188V7H190V8H196V7H199L200 8V10H199V8L197 9V10H194L193 12V14H192V12H191V9L190 10H188V7L186 8ZM210 8H208V7ZM219 6V8H217ZM26 7V8H25ZM53 7V8H52ZM98 7V8H99ZM160 7H161V11H160ZM173 7V9H169V8H172ZM174 7L175 8H177L176 10L174 9ZM208 11V14H207V11L204 9V8ZM17 8V9H16ZM35 8V9H34ZM73 8V9H72ZM97 8V9H98ZM151 8V9H150ZM169 9V11H168V9ZM184 8V9H183ZM24 9V10H23ZM31 9V10H30ZM48 9V10H47ZM72 9V10H71ZM80 9V10H79ZM165 9H167V11L165 10ZM187 9V10H186ZM217 10V9H219L220 10V12H219V10H217V12H215V11H212V10ZM225 9H227V10H225ZM230 9V10H229ZM235 9V10H234ZM26 10V11H25ZM29 10V11H28ZM36 10V11H35ZM50 10V11H49ZM68 10V11H67ZM92 10V11H91ZM104 10V11H103ZM146 10V11H145ZM148 10V11H147ZM151 10V11H150ZM172 10H175V11H173V13L171 14V12L170 11H172ZM177 10H179V11H177ZM199 10V11H198ZM223 10H224V12H226V13H224L223 12ZM229 10V11H228ZM238 10H240L239 12H238ZM52 11V12H51ZM90 11V12H89ZM103 11V12H102ZM105 11V12H106ZM230 11H231V13H230ZM234 11V12H233ZM244 11V10H243ZM54 12V13H53ZM74 12V13H73ZM84 12V13H83ZM100 12H102V13H100ZM177 12L179 13V14H177ZM196 12V13H195ZM198 12V13H197ZM201 12V13H200ZM219 12V13H218ZM27 13V14H26ZM38 13V14H37ZM205 13V14H204ZM212 13V14H211ZM216 13H218L219 15H220V17L221 18H218V14H216ZM222 13H224V16H223V14ZM259 13L260 12H258V15H259ZM26 14V15H25ZM40 14V15H39ZM89 14H90V16H89ZM102 14V15H101ZM104 14V15H103ZM176 14H177V16H176ZM181 14H183V15H181ZM199 14V15H198ZM213 14H214V17H213ZM235 14H237V15H235ZM86 15H87V17H86ZM134 15H136V14H134ZM133 15V17H135ZM156 15V16H155ZM170 15H172L174 18H176V20H178V21H176V20H174V18L171 16L170 17ZM179 15L180 16H184V18H183V21H182V17L181 18H179ZM206 17H205V16ZM215 15H216V17H215ZM229 15H232L231 17L229 16ZM255 15L256 17H255V20L256 21H259V20H261L262 19V23L264 24V15ZM28 16V17H27ZM50 16V17H49ZM74 16V17H73ZM88 16H89V18H88ZM125 16V15H124ZM141 16V15H140ZM208 16V17H207ZM236 16V18H237V16H239L237 19L236 18H234ZM258 16V17H257ZM42 17V19H39V18H41ZM43 17L45 18L46 17V19H43ZM102 17V18H101ZM126 17L128 18V16L126 15ZM130 17V16H129ZM132 17V18H133ZM146 17V15H145V18H147ZM205 17V18H204ZM77 18V19H76ZM90 18H93V19H95V20H93V22H90V20L92 21V19H90ZM121 16L119 17H117V20L118 21H120L121 19ZM123 18H125V17H123ZM136 18V17H135ZM192 18V19H191ZM204 18V19H203ZM229 18V19H228ZM257 18V19H256ZM150 19H152V20H150ZM173 19V20H172ZM180 19V20H179ZM207 19V21H205V22H202V21H204V20H206ZM236 19V20H235ZM246 19V20H245ZM55 20V21H54ZM102 22H101V21ZM192 22H191V21ZM217 20H219V21H217ZM221 20H224V21H221ZM233 20V21H232ZM240 22H239V21ZM44 21V22H43ZM53 21H54V23H53ZM151 21V22H150ZM153 21V22H152ZM158 21V22H157ZM172 21H173V24H172ZM174 21H175V23H174ZM184 21H186V22H184ZM221 21V22H220ZM237 21V22H236ZM41 22V23H40ZM145 22H148V23H150V25H148V23L147 24H144ZM155 22H157V24L155 23ZM179 24H177V23ZM182 22H184V23H187L186 25H184V23H182ZM206 22H210V25L207 27V29H205L204 30V25H202L203 23H206ZM231 22V23H230ZM232 22H234V23H232ZM238 22H239V24H238ZM1 23H2V26H1ZM23 23V24H22ZM47 25H46V24ZM92 25H91V24ZM98 23V24H97ZM136 23V24H135ZM140 23H138L139 25H140ZM144 24V26H143V24ZM151 23H155L156 25H157V27H156V25L155 24H153L155 27L154 28H152L153 27V25L151 24ZM159 23V24H158ZM181 23H182V25H181ZM196 23V24H195ZM213 23H214V25H213ZM222 23V24H221ZM236 23V25H238V26H234L233 24H235ZM261 23V24H262ZM38 24H40V25H38ZM51 24H55V26L57 27L56 29H53L52 28V26H51ZM95 24V25H94ZM215 24H217V25H215ZM228 24V25H227ZM247 24V25H246ZM262 24V25H263ZM4 25V26H3ZM36 25H38V26H36ZM46 26V29H49V30H44L45 28H43V27H45ZM82 25V26H81ZM90 25V26H89ZM133 25V27L134 28H136L135 26ZM137 26L138 28L140 27V26ZM147 25V26H146ZM175 25V26H174ZM177 25V26H176ZM24 26V27H23ZM52 28L53 30H51L50 28ZM54 26V27H55ZM152 26V27H151ZM193 26V28H191V27ZM48 27V28H47ZM93 27V28H92ZM151 27V28H150ZM176 28V30H175V28ZM201 27V28H200ZM217 27V28H216ZM236 27V28H235ZM241 27V26H240ZM1 28H2V30H1ZM43 28V30H41ZM77 28V29H76ZM138 28L136 29V30H138ZM149 28V29H148ZM158 28H159V30H158ZM190 28V29H189ZM194 28H197V30H195V31H193L194 30ZM212 28V29H211ZM29 29V30H28ZM37 29V30H36ZM60 29H61V31H60ZM67 29V30H66ZM142 29V28H141ZM182 29V30H181ZM223 29H225V30H223ZM264 28H262V30H263ZM17 30H18V32H20L19 34H18V32H17ZM50 30L51 31H53V34H55V35H52V33L50 32ZM75 30H76V32H75ZM140 30V29H139ZM201 30H202V32H201ZM211 30V31H210ZM261 30V31H262ZM26 31V32H25ZM45 31H47L46 33H45ZM145 31V28L143 29V30H141V33L142 34H145V32L143 33V32ZM185 31V32H184ZM197 31H199L200 33H198ZM204 31H206L205 33H207V31H208V33H207V35L204 33V34H202ZM264 31V30H263ZM23 32V33H22ZM81 32V33H80ZM88 32V33H87ZM94 32V31H93ZM216 32H218V33H216ZM229 32V33H228ZM8 33V34H7ZM13 33H14V35H13ZM137 33H139V32H137ZM140 33V34H141ZM156 33L157 34H159V35H157L156 36ZM192 33H193V35H192ZM233 33V34H232ZM37 34V35H36ZM39 34H41L40 36H39ZM46 34V35H45ZM48 34V35H47ZM76 34V35H75ZM95 34V35H94ZM139 34V35H140ZM141 34V35H142ZM209 34H211V35H209ZM213 34V35H212ZM214 34H218L217 36L216 35H214ZM8 35V36H7ZM13 36V37H11V36ZM25 35V36H24ZM33 35V36H32ZM51 35L52 36H56V38H52L51 37ZM86 35V36H85ZM124 35L125 34H123L122 36L124 37ZM141 35H140V37H141ZM161 35V36H160ZM163 35V36H162ZM181 35V36H180ZM192 35V36H191ZM201 35H203V36H201ZM205 35L207 36V37H205ZM209 35V36H208ZM35 36V37H34ZM42 36H43V39H42ZM46 36V37H45ZM101 36V37H100ZM103 36V37H102ZM126 36H128L129 37V35L127 34ZM126 36L124 37V39L126 40L125 42H126V46L128 45L129 46V48H132V49H134V50H139V48H140V50H142L143 48L142 47H144V49L146 48L145 47V45L146 44H144V46H143V43L145 42L146 43V41H145V38L143 39V38H141L142 40H143V42L142 41H140V44H138V42H139V40H137L136 39V43H135V40L133 39V38H131V37H129V38H131V39H129V38H127L126 39ZM143 36H145V35H143ZM214 36H216V37H214ZM233 36H232V38H233ZM48 37H50V38H48ZM122 37V38H123ZM146 37V36H145ZM155 37H157V39L155 38ZM164 37V38H163ZM181 37V38H180ZM192 37H193V39H192ZM195 37H197L196 39H195ZM200 37H202L201 38V40H199L200 39ZM209 37H210V41L208 40L209 39ZM234 37H236V35L234 36ZM10 40H9V39ZM14 38V39H13ZM16 38V39H15ZM19 38V39H18ZM94 38H96V39H94ZM154 38L156 39V40H154ZM199 38V39H198ZM206 40H205V39ZM22 39V40H21ZM52 39V40H51ZM55 39V40H54ZM74 39V40H73ZM86 39V41H84ZM148 39H149V41H148ZM163 39V40H162ZM168 39V40H167ZM198 39V40H197ZM9 40V41H8ZM34 40V41H33ZM92 40H90V41H92ZM105 40H107L106 42H105ZM127 40H128V42H127ZM129 40L131 41L132 40V42H129ZM175 40V39H174ZM175 40V41H176ZM194 40V41H193ZM195 40H196V42L198 43V45L196 46V42H195ZM202 40H204L205 42L203 43L202 42ZM53 41H54V43H53ZM82 41V42H81ZM152 41V42H151ZM158 41H160V42H158ZM203 43H201V42ZM44 42V43H43ZM141 42H142V46H141ZM182 44H181V43ZM14 43V44H13ZM51 43H53L54 44V46L52 45L51 46ZM71 43H73V44H71ZM158 43V44H157ZM262 43H264V40H263V42ZM5 44V45H4ZM6 44H8V45H6ZM9 44H12L11 46L9 45ZM50 45L49 46V48L51 49L50 51H48L47 53H48V55H47V53H46V57L43 55V54H40V52L41 53H44L45 51H40L39 50V53H37L38 54V56L36 55V54H33V53H36V51H37V49H40L39 47L40 46H45V45ZM136 44H138V45H136ZM155 44H157V45H155ZM257 44V43H256ZM4 45V46H3ZM33 45V46H32ZM46 45V46H47ZM60 45V46H59ZM82 45V46H81ZM151 45H149V49H153V48H150V46ZM181 45V46H180ZM187 45V46H186ZM1 46H2V49L4 48H6L5 50H1ZM8 46H10V47H12V48H10V49H8ZM58 46V48H56ZM151 46V47H152ZM194 46V47H193ZM196 46V47H195ZM13 47H15V49L13 48ZM28 47V48H27ZM32 47H33V49H32ZM71 47V48H70ZM86 47V46H85ZM101 47H100V51H101ZM111 47V48H110ZM125 47V46H124ZM180 47V48H179ZM182 47H185V49L184 48H182ZM187 47H189V48H187ZM206 47V48H205ZM27 48V49H26ZM53 48H54V50H55V52H54V50H53ZM61 48H62V50H61ZM66 48V49H65ZM81 48H83V51H81L80 49ZM142 48V49H141ZM157 48V49H156ZM204 48V49H203ZM65 50V52H62V51H64ZM143 49V50H144ZM149 49H147V51H149ZM196 49L197 50V52H194V50ZM28 50L29 51V53L31 54L32 52V54H31V56H30V54H29V56H27V59L25 60V57H24V55H27L26 54V51ZM30 50H31V52H30ZM34 50V51H33ZM60 50V51H59ZM187 50V51H186ZM195 50V51H196ZM254 50H256V49H254ZM253 49L251 50L252 52L254 51ZM51 51H52V53H51ZM59 51V52H58ZM79 51L80 52H82V53H80L79 54ZM191 52V54H192V52H194V54H190V52ZM250 51V52H251ZM3 52V53H2ZM22 52V53H21ZM38 52V51H37ZM62 52V53H61ZM156 52V53H155ZM178 52V53H177ZM182 52V53H181ZM250 52H248V53H250ZM66 53V54H65ZM179 53L181 54V55H179ZM248 53H245L246 55H248ZM20 54V55H19ZM49 54H50V56H49ZM52 54V55H51ZM75 56H74V55ZM78 54H79V56H78ZM101 54V56H100V54H97L94 58L95 59H100V60H102V61H104V60H107L108 58L104 55H102ZM245 54H244V56H245ZM11 55H12V58H13V60L12 59H10V57H11ZM43 55V56H42ZM84 55V56H83ZM188 55V56H187ZM189 55H191V56H189ZM197 55H198V53H197ZM6 56H7V59H6ZM10 56V57H9ZM14 56V57H13ZM36 58H35V57ZM40 56V57H39ZM42 56V57H41ZM76 56H77V58H76ZM103 56V57H102ZM196 56V55H195ZM8 57H9V59H8ZM49 57H51V58H49ZM63 57V58H62ZM85 57V58H84ZM184 57V58H183ZM16 58V59H15ZM31 58H32V60L34 59L35 61H38L39 60V62H34V60L32 61L31 60ZM30 59V60H29ZM45 59H47V60H50L47 64L45 63ZM65 59V60H64ZM80 59H83V61L84 62H82V60L80 61ZM8 61V62H5V61ZM10 60L11 61H13L12 63H9L10 62ZM27 60H29L30 62H32L34 65H36V63H38L37 65H36V68L35 67H33V69H34V71L32 72V76L33 77H39V80H37L38 78H34V80L31 78V75L29 74V72L31 71V70H28L27 69V64H25V62H27ZM70 61V62H69ZM47 62V61H46ZM68 64H67V63ZM264 60H259V61H255V62H253V64H251L252 66L253 65H255V64H257L256 65V67H258L259 68V73H261L262 72V75H264V67H262L263 65H264ZM4 63H7V66H5L4 67ZM16 63V64H15ZM39 63H40V65H39ZM70 63V64H69ZM261 63V64H260ZM8 64H9V66H8ZM11 64H14V65H11ZM33 64H32V66H33ZM50 64H52V65H54L53 67H52V65H50ZM26 65V66H25ZM39 65V66H38ZM68 65V66H67ZM11 66V67H10ZM23 66L25 67V69L23 68ZM38 66V67H37ZM41 66V67H40ZM50 66H51V69L53 70V71H55V75H54V77L56 76V75H58L59 73H58V71H59V69H60V74L63 72V74H61V75H63V76H61V75H59L58 77H57V80H56V82L54 81V83H53V81H52V79L54 78L53 76H49L48 75V72H49V69H50ZM60 66V67H59ZM67 66V67H66ZM85 66H86V68H85ZM10 67V68H9ZM41 69H40V68ZM54 67L56 68L57 67V70H54ZM59 67V68H58ZM69 67V68H68ZM150 67V66H149ZM5 68H6V70H5ZM8 68H9V70H8ZM14 68V69H13ZM38 68V69H37ZM253 68H254V66H253ZM262 68V69H261ZM11 69H13L14 70V72H15V74H16V76L14 75V74H12V70ZM27 69V70H26ZM70 69H73V71L71 70L70 71ZM18 70V71H17ZM24 70H26L25 72H24ZM43 70V71H42ZM63 70V71H62ZM22 71H23V73H26V72H28V73H26V74H28V78L26 79V80H24V81H22L21 79H20V72L22 73ZM47 72L46 74H45V72ZM52 71V72H53ZM65 71H69L71 74L68 76V74H69V72H67L68 74H66L65 73ZM8 72V73H7ZM9 72H11V73H9ZM18 72H19V74H18ZM35 72V73H34ZM4 73V74H3ZM5 73H7V74H5ZM22 73V74H23ZM31 73V72H30ZM34 73V74H33ZM39 73V74H38ZM57 73V74H56ZM64 73H65V75H64ZM252 73H254V72H252ZM76 75V76H75ZM47 76V77H46ZM67 76H68V78H67ZM12 77V78H11ZM49 77H51V78H49ZM53 77V78H52ZM73 77V78H72ZM249 77H251V76H249ZM7 78H9V81H8V79ZM66 78V79H65ZM63 79V80H62ZM69 79H81V80H85L84 82V84H82V86H80L79 88H74V89H72L71 87L70 88H68L67 90H55L54 88H58L57 86H61L62 84H63V81H65V80H69ZM155 80H157V81H159L160 79H156V78H154ZM15 80V81H14ZM49 80L51 81V82H49ZM4 81V82H3ZM30 82V83H29ZM51 84L52 83V85H49V84ZM61 83V85H59ZM157 83V82H156ZM7 84V85H6ZM48 84V85H47ZM93 84V85H92ZM160 83H157L156 85H154V86H156L155 88H158L160 85H159ZM46 85H47V88H45L46 87ZM158 85V86H157ZM246 85L247 84H245V87H246ZM27 86V87H26ZM56 86V87H55ZM95 86V87H94ZM21 89H20V88ZM50 87V88H49ZM53 87V88H52ZM2 88V89H1ZM17 90H16V89ZM81 88V89H80ZM94 88V89H93ZM71 89H72V91H71ZM158 89H160V87L158 88ZM243 89H244V92L246 93H249V94H247V95H249V97L247 96V99L246 98H244L245 99V101H243L244 102V104H248V103H250V101L252 102V101H254V100H252V99H254L256 96H257V93H255V92H257L259 89L257 88L256 89V87L254 88V91L252 90V89H250V87L247 85V87H246V89H248V90H245V88L243 87ZM21 90L22 92H19V91ZM83 90V91H82ZM85 90H86V92H85ZM18 91V92H17ZM24 91H25V93H24ZM62 91V92H61ZM73 93H71V92ZM74 91H75V93H74ZM141 91V90H140ZM157 91V90H156ZM252 93H251V92ZM67 92V94H65ZM139 92V91H138ZM138 92H136L137 94H138V96L137 95H135V96H137V98L138 99H140L139 98V96L142 94V99H140V100H138L136 97L134 98L133 96V98L131 97V102H132V100H134L132 103H134V105L135 106H133V109L131 108V106H130V110L128 111L129 112V117H131L130 118V121L131 122H133L134 123V121L136 122L137 120L136 119H138V121H137V124L140 122L139 121V117H140V120L141 119H143V120H141L142 121V123L140 122V124L142 125V124H144V126L147 128L148 127V125H149V127H151V124H153L152 122H155V121H157L158 122V119H160V115H158L160 112V110L159 109H157L158 110V112L155 110L156 108L155 107H160V99L159 98H156V97H154L153 95H151V94H149L148 93V91L146 92V93H144L145 95L147 94V99L145 100L144 98H146V96H144V94H143V92H145V91H143L141 94L140 93H138ZM13 93V94H12ZM19 93V94H18ZM21 93H22V95H21ZM60 93H62V94H60ZM254 93V94H253ZM32 94V95H31ZM70 94V95H69ZM72 94V95H71ZM74 94H76V95H74ZM244 94V93H243ZM256 94V95H255ZM20 95H21V97H20ZM64 95V96H63ZM233 95H235V94H232V93H230V96H233ZM20 98H19V97ZM47 96V97H46ZM66 96H67V98H66ZM245 96V95H244ZM250 96H252L251 98H250ZM60 97V98H59ZM62 97V98H61ZM64 97V98H63ZM154 97V98H153ZM22 98V99H21ZM26 98V99H25ZM32 98V99H31ZM152 98V99H151ZM20 99V100H19ZM25 100V102H24V100ZM28 99V100H27ZM50 99V100H49ZM60 100V101H58V100ZM155 99V100H154ZM157 99H159V100H157ZM193 99H194V101L192 102V103H190V105H193V106H196L197 107V109L199 110V111H197L196 110V113L198 112H202V113H200V114H202V115H204V112H205V115H204V117H206V118H208V116H209V114H207V112H206V110L207 109H203L202 108V104L198 101V100H196V96H194L193 95ZM243 99V100H244ZM70 100H71V102H72V104L70 105L69 103H70ZM78 100V99H77ZM83 100L85 101V99H80L79 101L81 102L82 101V103H83ZM140 101L141 103V105H142V107H141V105H139V107H137V108H135L136 107V104H137V102L138 101ZM143 100H144V102H143ZM157 100V101H156ZM79 101H78V103H79ZM148 102V103H146V102ZM150 101V102H149ZM153 103H152V102ZM156 101V102H155ZM159 101V102H158ZM6 102V103H5ZM23 102V103H22ZM64 102V103H63ZM69 102V103H68ZM158 102V103H157ZM203 103H206L207 105L210 103V106H208V107H211L212 108V103L209 101V103H207L208 102V100H204V101H202ZM6 105H5V104ZM8 103V104H7ZM76 103V102H75ZM132 103H130L131 105H132ZM144 103H145V105H144ZM155 103V104H154ZM156 103H157V105H156ZM232 103H234V102H232ZM16 104V105H15ZM139 104V103H138ZM149 106H147V105ZM200 104V105H199ZM8 105V107H5V106H7ZM70 105V106H69ZM155 106V107H153L154 108V110H153V113H155L156 114V116L155 115H153V113H152V108H151V106ZM10 106H11V108H10ZM22 106V107H21ZM29 106V107H28ZM4 107H5V109H4ZM14 107V108H13ZM19 107H21V108H19ZM74 107H75V105L73 106V109H74ZM76 107H78L77 106V103H76ZM158 107V108H159ZM37 108V109H36ZM150 108V109H149ZM19 109V110H18ZM20 109H23L22 111L20 110ZM36 109V110H35ZM47 109H48V112H47ZM258 109H260V108H258ZM42 110V111H41ZM135 111V112H134ZM204 111V112H203ZM0 112V113H1ZM16 112V113H15ZM23 112V113H22ZM47 112V113H46ZM132 112L133 113H135V114H137V116L135 115V114H132ZM41 113V114H40ZM54 114H52V116L53 115H55V112H53ZM197 113V115L199 116L200 114H198ZM132 116H131V115ZM146 115V116H144V115ZM241 113H239V112H236L234 115H236V116H239ZM10 115V114H9ZM45 115H47L46 117H45ZM56 115H58L57 113H56ZM55 115V116H56ZM134 115V116H133ZM138 115H140V116H138ZM201 115V116H202ZM10 116H12V114L10 115ZM55 116H53V117H55ZM153 116V117H152ZM155 116V117H154ZM129 117H128V119H129ZM133 117H138V118H134L135 120H133L132 121V119H133ZM151 118V119H150ZM205 118V119H206ZM145 119V120H144ZM150 119V120H149ZM152 119H153V121H152ZM157 119V120H156ZM205 119H202V120H205ZM0 120H4V119H0ZM6 120V119H5ZM207 120V119H206ZM7 121V120H6ZM149 123L150 121H152V122H150L149 124L147 123V122ZM9 122V121H8ZM182 122L183 123H185V121L184 120H182ZM20 123V122H19ZM238 123V121L236 122V124ZM241 123V124H240ZM242 123H245V122H243V121H241V122H239L238 123V125L240 126V125H242ZM23 123H21V125H22ZM136 125V126H139V128L141 129V125ZM184 125V127H182V131H183V133L185 132L186 134H188V135H186L185 133H184V136H183V138L187 141L186 142V145H188V143H190V141H192V138H190V136L189 135H191V137H193L194 135L193 134H191V132H189V129H186L187 127V125H185V124H183ZM144 126L142 127V128H144ZM12 127V128H11ZM5 127H1V134H2V136L0 135V146H1V148H0V153L2 154L3 153V151L5 152L4 153V156H3V154H2V156L4 157V158H2L1 157V155H0V159L2 160L3 159V161H1L0 160V163L2 164V165H0V166H2L3 167V169H2V167H0V206L2 207V209H4L3 210V212H2V209H1V207H0V210H1V212H0V231L1 232H3L4 231V229L6 228V230H5V234L4 233H2L3 234V236L5 237L6 235H7V237H8V234L7 233H10V232H14L13 230L11 231V230H9V231H7L8 229H13V228H15L16 227V229H17V226L19 227V226H21V227H19L17 230H19V231H23V234H22V231L21 232H19V231H17L16 229V235H14L15 236V238H13L12 236H11V238H7V237H5V239L2 237V234L0 233V235H1V237H0V244H2V245H0L1 247L2 246H6L5 248L6 249H4V247H2L3 249L0 251V255H4V256H6L5 257V259L7 258V257H11L12 259H17L16 261L17 262H19V260H21V258H23L24 259V257H26V256H29V254L31 253H33V251L35 250V249H40V250H42L43 252H48L49 251V248H47L48 246H49V242L50 241H52V239L49 241L48 239L51 237H47L48 239H46V235H47V231H48V233L50 234V233H52V231H54L53 229H52V227L53 226H51V225H49V224H44V225H41L42 223H44L45 221H43L44 219H45V215H43V214H41V216H39V214H38V216L39 217H41L42 219V222H40L39 223V221H38V219L40 220V218L38 217V216H35V218H37V219H34V217H33V219L34 220H37L38 221V223H37V221H31V220H33V219H31V220H29L30 218H31V216H25V217H27V218H25V220H24V218H23V216H20V217H22L21 219L22 220H20L18 217H16V216H18L17 214L15 215L14 213L13 214H11L12 213V211L14 210V209H18V210H21L22 212H24L25 210L27 211V208H28V211L29 210H32V208H30L29 209V207H30V204H33L32 205V207L34 206H36L37 208H38V211H43V210H48L47 212H51V214H54L56 217H57V219H61L62 218V216H60V212H57V210H59V211H62L63 210V212H61V214L63 213H65V211H66V213H67V215H70V214H68V213H71V215H70V217L71 218H77V217H79L80 216V213H79V216L77 215V216H73V215H76V213L78 214V212H71V211H68V210H66V209H59L58 207L57 208H55L56 207V205L57 204H52L50 201H48L46 198L45 199H37V197L38 196H40L39 194H40V192H41V194L44 192V188H45V186H43L44 185V183H42V182H40L39 180H37L38 178V175L40 174V172H41V167L40 166H43L42 167V169L44 170V169H47V170H45L46 172H48L49 171V173H46L45 172V174L47 175V177H49V178H51V176L53 175V173L54 172H50V170L53 168L52 166H54V169H56V171H55V173L57 172V174H56V177L57 178H55V181H56V184H58L60 181V183H59V185H61V186H54L53 188L55 189V196L56 197H59L58 199L60 200V199H63V198H65L66 196H65V193L67 194V192H69L70 190H72L74 187H71V185H68L67 186V188H71V189H67L66 188V184L64 185V180L62 181V179H65V181H67V179H66V177L68 176V172L66 171V170H64L65 172H64V175H63V167H62V164L65 162V157H67L68 158V156H70L69 155V153H68V149L70 148H68L67 149V147L65 148L63 145H61L60 144V142L58 141V142H55L54 141V139L55 140H57V137L55 136V135H57V134H55L54 133V131L55 130H53V129H50V128H44L43 127V125H42V127L39 129L41 132L39 133L38 132V130L37 131H34V133H31L30 134V132H26V131H24L23 130V132H22V129H20V130H18V128H15L14 126H12V124H10V125H7V128H5ZM10 128H11V130L12 129H16L15 130V132H12L11 130H10ZM138 128V127H137ZM139 128H138V131H140L139 130ZM243 129L245 128V127H242ZM249 127H247L246 128V131H247V129H248ZM6 129H7V131H6ZM42 129V130H41ZM17 130H18V132H17ZM48 130H50V131H48ZM185 130V131H184ZM245 130V129H244ZM250 130H251V127L249 128V133H248V135H246V137L244 136L243 137V139H241V138H238V139H240V140H238L237 138V140L238 141H236V139H232V136H229V138L227 139V136L224 138V137H222V136H224L223 134H214V136L212 135L211 136V138H212V140H216V143L214 144V147H215V149L213 150V154H215V152L216 153H218V155L217 156H220L221 157V155L222 154H226L225 156H228V155H230L231 154V152L230 151H232V148H233V151H232V154L230 155L232 158H234V156L235 157H237V156H239V158H238V161L235 159V160H233V163L234 162H236V163H234L235 165H240L241 164V168H238V169H236L237 168V166H231V168H233L232 169V171L234 172V173H237V172H239V170H241L242 171V173L241 174H243V176H242V178H238V177H241V175L239 174V173H237V174H239L240 176H238L237 178L239 179V180H241V181H239L237 178V182L236 181H233V183H232V181H228V180H226V179H224V180H218V178H215L214 177V179H213V177H211V176H209L208 178V180L206 181V182H208L207 184V186L205 187V188H207L206 190H212L211 191V193H210V197H211V195H212V198H213V201L211 200L212 198H209V196L208 195H206V196H204V198H203V200L201 199H198V201L200 200V203L201 204H205V202L206 203H208L209 202V205H210V202H211V205H214L217 209H218V211H219V213H221L220 215L221 216H217V217H219V218H221L220 220L215 216V218H214V216H213V220L211 219V217L212 216H207L208 218L210 217V220L211 221H213V223H214V225H212V222L210 223V225L211 226H215V227H212V229L214 228L215 229V231H216V229H217V226H218V230H219V232L221 233L222 232V236H223V242H224V244H222L221 243V245H223V246H220V247H218L217 248V250H216V248L213 250V249H208V250H206V249H203V250H201L200 252H201V254L200 255H198V256H200L199 258L201 259L202 258V254H203V252H204V254H208V255H211V257L210 258H208L207 259V261H209L208 262V264H228L229 262L231 263V264H237V263H234L233 261L235 260L234 258H232L231 256H230V254H228V253H231V252H237V251H240V250H243L244 248L246 249V247L249 249V250H251V246H254V248H256L257 247V245L259 244V242H263L264 243V219L263 218H258V217H255V219H256V221H254L255 219H254V216H249V218H247L248 216H246V214L243 212H241L240 210L242 209V207H243V209L244 208H246V207H248V204L246 203V202H244L243 204L244 205H234L233 206V203L235 202V203H237V201H236V198L238 197L239 199H243L244 197H245V194L247 195L248 193H246V191L248 190V189H250V188H255V192H257L256 194H258V195H262L263 197H264V181H263V176H264V164H262L261 162H259V161H257L259 158H263L264 159V146H262L263 144L262 143H264L263 141H264V133H263V136L262 137H260L259 136V133H257V134H253V133H251L250 132ZM42 131H44V132H42ZM5 132V133H4ZM25 132V133H24ZM4 133V134H3ZM13 133V134H12ZM39 133V134H38ZM10 135V136H8V135ZM23 134V135H22ZM29 136V137H27V135ZM32 134H34V136H31ZM43 134H44V136H43ZM249 134H251V135H249ZM7 138H5V140H4V136ZM48 135V136H47ZM193 135V136H192ZM216 135V136H215ZM13 136H14V138H17V139H13ZM22 136H25V138L24 137H22ZM39 136H41V137H39ZM55 136V137H54ZM146 136H147V134H146ZM150 136H151V134L149 135V137L147 138V139H149L150 140ZM249 136V137H248ZM254 136V137H253ZM256 136H259L260 138H256ZM22 137V138H21ZM27 137V138H26ZM31 137V138H30ZM36 137H38V138H36ZM44 137V138H43ZM187 137V138H186ZM213 137H216L217 139H214ZM10 138V139H9ZM18 138L20 139L19 140V142H18ZM32 138H34V139H32ZM42 140H44V141H42ZM146 138V137H145ZM190 138V139H189ZM223 138V139H222ZM261 138L263 139V140H261ZM22 139H23V141H22ZM29 139L31 140V141H29ZM38 139V140H37ZM59 139V138H58ZM221 139H222V142H220L221 141ZM224 139L227 141V143H226V141H225V143L223 142L224 141ZM233 140V142H230V140ZM250 139V140H249ZM256 139V140H255ZM7 140V142L5 143V141ZM14 140V141H13ZM35 140V141H34ZM148 140V141H149ZM152 140V139H151ZM250 142H249V141ZM13 141V142H12ZM29 141V142H28ZM48 141V142H47ZM153 141H155V140H153ZM228 141L230 142V143H228ZM237 143H236V142ZM243 141L245 142V141H247L248 143H246L245 142V144H247V145H245L244 143H243ZM262 141V143H260ZM3 142H4V144H3ZM10 144H12V145H10L9 146V143ZM12 142V143H11ZM29 144H28V143ZM32 142V143H31ZM38 144H37V143ZM44 142V143H43ZM253 144H252V143ZM258 144H257V143ZM14 143V144H13ZM23 143V144H22ZM26 143V144H25ZM35 143V144H34ZM39 143H40V145H39ZM55 143V144H54ZM135 142H133V143H131L130 144V146H129V149L130 148H134L136 145L135 144H137V143H135ZM150 143H152V142H150ZM154 143V142H153ZM192 143V142H191ZM232 143L234 144V145H232ZM37 144V145H36ZM133 144V145H132ZM139 144L140 143H138L137 144V146H139ZM230 144L232 145V147L230 146ZM239 144V146L242 144H244L243 145V147L244 148H242V149H247L246 147L248 146V149H250V150H252V151H249V152H245V154H243L244 152L242 151L241 152V150L237 147V145ZM251 144L252 145H254L253 147L254 148H259V146L258 145H260V147L262 146V148H260V150L258 149H255V155L258 157V159L256 158V156H254V154L252 155V152H254V148L251 146ZM4 145H5V148H6V151H5V149H4ZM17 145V146H16ZM54 145H56V146H54ZM190 145V147L192 146L191 144H189ZM227 145V146H226ZM241 145V146H242ZM250 145V146H249ZM3 146V147H2ZM8 146V147H7ZM13 146V147H12ZM14 146H16V148H17V150H16V148L14 147ZM21 146H23V147H21ZM62 146V147H61ZM134 146V147H133ZM255 146H257V147H255ZM47 147V148H46ZM193 147V146H192ZM225 147V148H224ZM230 147V148H229ZM250 147V148H249ZM253 149H252V148ZM15 148V149H14ZM24 148H26V150L28 151H26ZM136 148V147H135ZM195 147H193V149H194ZM223 148V149H222ZM13 149V150H12ZM39 149V150H38ZM41 149V150H40ZM59 149V150H58ZM226 150H227V152H226ZM12 151H14L13 153H12ZM16 151V152H15ZM17 151H19V153L17 152ZM30 151H32V152H30ZM40 151H41V153L44 155V156H42V154H40ZM46 151V152H45ZM148 151V150H147ZM218 151V152H217ZM222 151H225V152H222ZM262 151V152H261ZM20 152H22V155H21V153ZM220 152H222V154H220ZM229 152H230V154H229ZM238 152L241 154V155H238ZM14 153H15V155H14ZM31 153V154H30ZM37 153V154H36ZM67 153V154H66ZM150 153V152H149ZM196 153V152H195ZM234 153V154H233ZM246 153H248V155H246ZM249 153H250V155H249ZM263 153V154H262ZM20 154V155H19ZM62 154V155H61ZM145 154H147V153H145ZM151 154V153H150ZM153 154H155V152H153ZM259 154V155H258ZM14 155V156H13ZM36 155V156H35ZM192 155H194L193 153H192ZM253 157H252V156ZM6 156V157H5ZM20 156H22V159H17V158H20ZM40 156V157H39ZM46 156V157H45ZM149 156V155H148ZM147 156V157H148ZM153 155H151V157H152ZM241 156V157H240ZM242 156H243V158H242ZM245 156V157H244ZM248 156H251L250 158L251 159H255L256 160V162H258L257 163V165L256 164H254V162H253V160H248L247 158H249ZM36 157H38V159L36 158ZM222 157H224V156H222ZM36 158V159H35ZM40 158V159H39ZM62 158V159H61ZM66 158V159H67ZM148 158H150V157H148ZM244 158H245V160H244ZM14 159V160H13ZM46 159V160H45ZM239 159H240V161H239ZM18 160H20V161H18ZM25 160H27V161H25ZM54 160V161H53ZM246 160L249 162V164H248V162L246 163ZM6 161V162H5ZM11 161V162H10ZM14 161H16V162H14ZM196 161H197V163L200 161V158H198V160L196 159ZM195 161V162H196ZM261 161H263V160H261ZM13 162V163H12ZM25 162V163H24ZM27 162V163H26ZM240 162V163H239ZM4 163V164H3ZM12 163V164H11ZM60 163H61V165H60ZM246 163V164H245ZM19 164V165H18ZM250 164H254V167L252 166V165H250ZM260 164H262V165H260ZM22 165H25V166H23V167H25V171H24V168L22 167ZM39 167H38V166ZM50 165H51V167H50ZM138 165V164H137ZM136 165V166H137ZM257 166V169H255L256 168V166ZM139 166H141V165H139ZM139 166H137V167H139ZM155 166V165H154ZM152 167V169H153V171L156 169V168H159L160 169V166H155V167ZM244 166V167H243ZM261 166H263V167H261ZM44 167H46V168H44ZM47 167H49V168H47ZM58 167V168H57ZM59 167H61V169L59 168ZM236 167V168H235ZM243 167V168H242ZM250 167V168H249ZM259 167V168H258ZM260 167H261V170H260ZM18 168V169H17ZM21 168V169H20ZM35 168V169H34ZM39 168V169H38ZM219 168V167H218ZM234 168H235V170H234ZM247 168H249V170L247 169ZM254 168V169H253ZM159 169H156V172L159 170ZM182 169V168H181ZM242 169H244V170H242ZM246 169H247V171H246ZM253 170V172H251L250 170ZM4 170V171H3ZM7 170V171H6ZM15 170H17V171H15ZM22 171V172H19V171ZM39 170H40V172H39ZM121 169H119V170H117V171H120ZM184 169H182V171H183ZM259 170H260V172H259ZM35 173H34V172ZM60 171V172H59ZM181 171V172H182ZM240 171V172H241ZM246 171V172H245ZM255 171H257V172H255ZM17 172V173H16ZM32 172V173H31ZM38 172V173H37ZM246 173V175H244V173ZM248 172V173H247ZM249 172H250V175H249ZM255 172V173H254ZM3 173V174H2ZM19 173V174H18ZM27 173V174H26ZM51 173V174H50ZM183 173V172H182ZM253 173L254 174H258V175H255V176H257V177H255V176H253ZM33 174V175H32ZM61 176H60V175ZM158 174V173H157ZM159 174H160V171H159ZM249 176H251L250 178L248 177V175ZM262 174H263V176H262ZM48 175H50V176H48ZM36 176V177H35ZM214 176V175H213ZM245 176L247 177L246 179L248 180V181H246L245 180V182H243V180L245 179ZM3 177V178H2ZM34 177V178H33ZM60 177H62V178H60ZM65 177V178H64ZM252 177H253V179H255L253 182H252V184H253V186H252V184H251V181H249L250 179H252ZM255 177V178H254ZM261 177H262V179H261ZM21 178V179H20ZM26 178H27V180H26ZM35 178H37V179H35ZM48 179V178H47ZM60 179V181H58ZM173 179V178H172ZM175 179V178H174ZM173 179V180H174ZM179 179H181V178H179ZM206 179H207V177H206ZM243 179V180H242ZM262 181H261V180ZM37 180V181H36ZM49 180V179H48ZM47 180V181H48ZM176 180V179H175ZM175 180H174V182H175ZM216 180V181H215ZM14 181V182H13ZM182 181V180H181ZM181 181H178L177 182V184H174L175 186H178L180 183L182 184L183 183V181L181 182ZM217 181H219V182H217ZM261 181V184L259 183ZM35 182H36V184L38 185V186H41L42 184V186H43V188H41L40 190L41 191H38L39 193H37L36 195H35V193H36V190H34V189H38L39 190V188L40 187H38L36 184H35ZM220 182H222V185L224 186V189H221L220 187H218L219 186V184H220ZM223 182H224V184H223ZM241 182H242V185H241ZM40 183H41V185H40ZM124 183V182H123ZM239 183V184H238ZM249 183V184H248ZM259 183V184H258ZM31 184V185H30ZM126 184V182L124 183V185ZM180 184V185H181ZM218 184V185H217ZM238 184V185H237ZM25 185V186H24ZM29 185V186H28ZM33 185V186H32ZM34 185H36V186H34ZM179 185V186H180ZM232 185V186H231ZM241 185V186H240ZM248 185V186H247ZM255 185V186H254ZM34 188V189H32V187ZM41 186V187H42ZM75 186V185H74ZM209 186V187H208ZM243 186V187H242ZM256 186H259V187H261V186H263V188L261 187L260 189H261V191H262V193L260 192V189H259V187H256ZM11 187V188H10ZM36 187V188H35ZM50 187V186H49ZM48 187V188H49ZM59 187H61L62 188V190L64 189L63 187H65V190H63V191H66V192H63V195L62 194H59V193H62V190H61V188H59ZM136 187L138 188V185H136L135 186V189H136ZM231 187H232V190H231ZM239 187H240V189H239ZM242 187V188H241ZM47 188V187H46ZM60 189V191H58L57 189ZM196 188H197V186H196ZM204 188V187H203ZM203 188H201V190L203 189ZM205 188L203 189L204 190V192H206L205 191ZM209 188V189H208ZM220 188V189H219ZM258 188V189H257ZM44 189V190H43ZM50 189V188H49ZM198 189V188H197ZM199 189H200V186H199ZM217 189V190H216ZM230 189V191H228ZM245 189H247L245 192H244V190ZM30 190H32V191H30ZM35 192H34V191ZM43 190V191H42ZM56 190H57V192H56ZM74 190V189H73ZM239 190V191H238ZM241 190V191H240ZM20 193H19V192ZM192 191H194V195L195 194H197L198 195V197H199V191L200 190H196L197 191V193L195 192V190H192ZM214 191V192H213ZM223 191V192H222ZM234 191H235V194H234ZM258 191H259V193H258ZM29 192V193H28ZM30 192H31V194H30ZM34 192V193H33ZM231 192V193H230ZM242 192V193H241ZM23 193H25V196L23 195V198H20V196L22 197V194ZM228 195H226V194ZM234 195H233V194ZM239 193V194H238ZM244 193V194H243ZM27 194V195H26ZM189 194H191V193H189ZM38 195V196H37ZM62 195V196H61ZM231 195V196H230ZM239 195V196H238ZM3 196H4V199H3ZM12 196L15 198V200L14 199H12ZM26 196H29L28 198H26ZM60 196L62 197V198H60ZM190 196V195H189ZM227 198H226V197ZM243 196V197H242ZM24 197L27 199L26 200V202H27V204H26V202L23 204V200H24ZM31 197V198H30ZM35 197V198H34ZM188 197V196H187ZM206 197V198H205ZM232 198L231 200L230 199H228V198ZM241 197V198H240ZM7 198V199H6ZM30 198V199H29ZM39 198V197H38ZM150 197H148L147 199L148 200H145L143 203L142 202H140L139 204L140 205H142V206H145V207H148L149 209H151V207L149 206L150 204H152V203H155L156 201L157 202H159V200L158 199H156L157 197H156V195H155V197H154V195H153V197L151 196V198L149 199ZM233 198H235V201H234V199ZM237 198V199H238ZM11 199V200H10ZM20 199H22V200H20ZM205 199H207V200H205ZM224 199H227V200H224ZM245 199V198H244ZM3 200L5 201V202H3ZM9 200V201H8ZM32 200H34V202L32 201ZM43 202H42V201ZM230 200V201H229ZM232 200L234 201L233 203H232ZM21 203H20V202ZM25 201V200H24ZM217 201V202H216ZM3 202V203H2ZM13 202V203H12ZM37 202H38V204H37ZM40 202H42V204L40 203ZM156 202V203H157ZM224 202V203H223ZM5 203V205H3ZM6 203H8V206H6ZM55 203H58V202H55ZM215 203V204H214ZM224 205H223V204ZM234 203V204H235ZM10 204H12V206H10ZM17 204L19 205L20 204V206H21V209H20V207H18L17 208ZM45 204V205H44ZM84 204V203H83ZM158 204V203H157ZM156 204V205H157ZM226 204H228V205H226ZM242 204V203H241ZM29 205V206H28ZM82 205V204H81ZM159 205V204H158ZM231 205V206H230ZM16 206V207H15ZM22 206H26V208H22ZM52 206V208L50 209V207ZM53 206H54V208H53ZM221 206V207H220ZM5 207V208H4ZM13 207H14V209H13ZM41 207V208H40ZM81 207L82 206H78L77 208H80L81 209ZM119 207V206H118ZM118 207H115V208H108L109 210H111L112 211V213L114 214V212H116V211H119L120 210V208H118ZM160 208L159 206H156L155 207V209L156 208ZM214 207V208H215ZM219 207V208H218ZM238 207H240L239 209H238ZM11 208L13 209V210H11ZM36 208V209H37ZM157 208V209H158ZM215 208V209H216ZM223 208V209H222ZM54 209V210H53ZM57 209V210H56ZM157 209H156V211H157ZM24 210V211H23ZM56 210V211H55ZM221 210V211H220ZM235 210V211H234ZM240 211L241 212V215L237 212V211ZM8 211V212H7ZM10 211V212H9ZM25 211V212H26ZM150 210H148V212H149ZM212 211V210H211ZM213 211H214V209H213ZM210 212V214H213L214 212ZM224 211V212H223ZM55 212V213H54ZM153 212H154V209H153ZM157 212H160V210L159 211H157ZM237 212V213H236ZM57 213V214H56ZM66 213H65V215H66ZM75 213V214H74ZM236 213V214H235ZM3 214V216H1ZM208 214H209V211H208ZM245 215V217L246 218H244V215ZM53 215V217L56 219V217ZM66 215V216H67ZM240 215V216H239ZM5 216V217H4ZM14 216V217H13ZM43 216H44V218H43ZM51 216V215H50ZM84 216V215H83ZM6 217H8V218H6ZM59 217V218H58ZM69 217V218H70ZM146 217V216H145ZM163 217H165V216H163ZM169 216H167V217H165V221H168V222H166L165 224L163 223V225H167V226H165V228H164V226H162V227H160V230L162 229V230H164L163 232H161V234L163 235V236H161L160 235V243L159 242H155V243H153L152 244V246H150V248H146L145 249V247H144V244H143V241L141 240V236L143 235V234H147L148 232H149V227L148 226H146L147 225V223L149 222V219L148 218H143L142 220H141V222L140 223H142V224H139L140 226H141V228H142V230L140 229V231H139V237H138V239H137V242H138V246H137V248H138V251H139V254L141 255V260L145 263V264H148V262L147 261H149V264H189V263H187L188 261H190L191 260V258H189V256H190V254L188 255V252H186L185 251V253L184 254H186L187 253V256L188 257H186V255H179V256H175L173 253H172V250H167V248L169 247H165L166 245L165 244H167V241H168V243H170L171 241H173V240H175V238L171 235V234H169L168 235V232H169V229H174L175 227H177V228H181L182 227V229L181 230H183L185 233H186V230L185 229H189V231L188 232H192V234L194 235V233H195V235L193 236V238L192 237H190V240H188V242H187V244L188 245H192V243L194 244V242H197V240H194V237L196 238H198V236H199V234L201 235V233H200V231H201V229H202V231H203V229L207 232V227H206V225H203L200 221H198V219L197 220H192V218H190L189 219V217H191V216H171V218L169 217V219H172V221L171 222H169V220L167 219ZM178 217H182L184 220H185V225L187 226V228L184 226V225H181L180 223H179V219L180 218H178ZM5 220H4V219ZM18 218V220H16ZM253 218V219H252ZM14 219V220H13ZM29 220L28 222H27V220ZM148 219V220H147ZM190 220V221H188V220ZM218 219V220H217ZM247 219V220H246ZM251 219L253 220V221H251ZM52 220H54L53 218H52ZM51 220V221H52ZM145 220V221H144ZM146 220H147V223H146ZM221 220H223L222 222H220ZM244 220V221H243ZM3 221H5V224H2V222ZM142 221H144V222H142ZM188 221V222H187ZM246 221H247V223L249 224H247L246 223ZM250 221V222H249ZM13 222H14V224H13ZM215 222H216V224H215ZM258 222H260L259 224H258ZM9 225H8V224ZM11 223V224H10ZM169 223V224H168ZM171 223V224H170ZM179 223V224H178ZM218 223V224H217ZM256 224V225H254V224ZM51 224V223H50ZM149 224V223H148ZM162 224V223H161ZM160 224V225H161ZM173 224H175V225H173ZM189 224V225H188ZM196 226H195V225ZM198 224V225H197ZM4 225V226H3ZM5 225H6V227H5ZM13 225H15L13 228H12V226ZM48 225L50 226V227H48ZM169 225V226H168ZM217 225V226H216ZM251 225L253 226L252 227V229H251ZM260 225V226H259ZM9 226V227H8ZM174 226V227H173ZM205 226V227H204ZM209 226V225H208ZM211 226H209V229L211 228ZM255 226H259V227H257L256 228V230L254 229L255 228ZM144 227V228H143ZM249 227H250V230H249ZM261 228V230H259L260 231V233H261V237H263V238H261V237H258V236H260V233L257 231L258 229H260ZM3 229V230H2ZM21 229V230H20ZM45 229V230H44ZM52 230L51 232H50V230ZM146 229H148V230H146ZM192 229H193V231H194V233H193V231H192ZM200 229V230H199ZM208 229V230H209ZM212 229H210L211 231H212ZM144 230V231H143ZM161 230V231H162ZM166 230V231H165ZM196 230V231H195ZM199 230V231H198ZM143 231V232H142ZM148 231V232H147ZM211 231H210V233H211ZM214 231V232H215ZM254 231V232H253ZM256 231V232H255ZM18 232V233H17ZM46 232V233H45ZM145 232H147V233H145ZM190 232V233H191ZM205 232V233H206ZM209 232V231H208ZM207 232V233H208ZM213 232V231H212ZM24 233H27L28 234V236H29V238H27L28 236L26 235V234H24ZM45 235H44V234ZM198 233V234H197ZM204 233V232H203ZM204 233V234H205ZM206 233V235H208ZM247 233V234H246ZM254 233H256V234H254ZM17 235H19V236H17ZM253 235V236H252ZM258 235V236H257ZM169 236V237H168ZM248 236V237H247ZM257 236V237H256ZM17 237V238H16ZM23 237H25L24 239H22ZM74 237V236H73ZM73 237L71 238V239H73ZM163 237H164V240H163ZM168 237V238H167ZM238 237V238H237ZM244 237V238H243ZM6 238H7V240H6ZM52 238V237H51ZM174 238V239H173ZM236 238V239H235ZM240 238V239H239ZM9 239V240H8ZM11 239V240H10ZM16 239V240H15ZM18 239H19V242H18ZM27 239H28V243L30 244H34V245H31V248L32 247H34V246H37V244H39L38 245V248L37 247H35V249L33 248V250L31 249V250H29L26 246H28L29 244H27ZM246 239H247V241H246ZM249 239V240H248ZM257 239H259V240H257ZM13 240V242L14 243H10V241H12ZM23 240H26L25 242H23ZM31 240V241H30ZM49 242H48V241ZM225 240V241H224ZM237 240V241H236ZM245 240V241H244ZM262 240V241H261ZM30 241V242H29ZM230 241V242H229ZM259 241V242H258ZM5 242H6V244H5ZM222 242V241H221ZM237 242V243H236ZM244 243V245L243 246H240V245H242V243ZM255 242V243H254ZM256 242L258 243V244H256ZM3 243L5 244V245H3ZM10 243V244H9ZM17 243V244H16ZM41 243H43V244H41ZM44 243H46V246H45V244ZM236 243V244H235ZM239 243H240V245H239ZM247 243V244H246ZM8 244V245H7ZM22 245L23 246V244H24V249H23V247L22 246H19V245ZM232 246H231V245ZM238 244V245H237ZM248 244H249V246H248ZM251 244V245H250ZM256 244V245H255ZM11 245H14V246H11ZM29 245V246H30ZM195 245V244H194ZM198 245L199 244H197V245H195V246H197V248H200V246H202V244L201 245H199V247H198ZM224 245L226 246V247H224ZM237 245V246H236ZM19 246V247H18ZM229 246V247H228ZM246 246V247H245ZM10 247V248H9ZM13 247V248H12ZM41 247V248H40ZM43 247H45V248H47L46 250H44L43 249ZM50 248H51V246H49ZM77 247H78V245H77ZM223 247V248H222ZM235 247V248H234ZM20 248V249H19ZM23 250H22V249ZM25 248H26V250H25ZM169 248H171V247H169ZM168 248V249H169ZM185 248L187 249V247L185 246ZM254 248H252V249H254ZM11 249H12V251H11ZM27 249H28V251H27ZM78 249V248H77ZM151 249H152V251H151ZM201 249V248H200ZM19 250V251H18ZM24 250H25V252L27 251V253H25L24 252ZM79 250H81V251H79ZM216 250V251H215ZM223 250V251H222ZM8 251V252H7ZM10 251V252H9ZM14 251V252H13ZM16 251H18L19 253H17ZM31 251V252H30ZM75 251H76V249H75ZM82 249L81 248H79L78 249V251H76V253H75V255L81 260V259H85V260H87V259H89V261H95L96 260V258H95V254L94 253H90V252H85V253H82ZM143 251V252H142ZM252 251V250H251ZM11 252H13V253H11ZM16 252V253H15ZM167 252V253H166ZM170 252V253H169ZM207 252H210V254L209 253H207ZM29 253V254H28ZM67 253V251L64 253V255ZM30 254V255H31ZM34 254H35V251H34ZM171 254V255H170ZM203 254V255H204ZM21 255V256H20ZM23 255V256H22ZM74 255V256H75ZM85 255H86V257H88L87 259L86 258H84L85 257ZM88 255V256H87ZM148 255V256H147ZM169 255H170V257H169ZM76 256H75V259H77L76 258ZM172 256V257H171ZM1 257V256H0ZM163 257V258H162ZM174 257H175V259H174ZM213 257V258H212ZM1 258H3V256L1 257ZM32 258H34V255H32ZM95 258V259H94ZM143 258V259H142ZM167 258V259H166ZM189 258V259H188ZM196 258H198V257H196ZM222 258V259H221ZM4 259V258H3ZM54 259H56L57 260V258L55 257V258H53V259H51V261H55ZM78 259V260H79ZM117 262L119 263V264H124L123 263V261L121 260V258L119 257V256H117ZM145 259L147 260V261H145ZM177 259V260H176ZM185 259V260H184ZM224 259V260H223ZM234 259V260H233ZM11 259H8V262L10 261ZM165 260V261H164ZM188 260V261H187ZM229 260V261H228ZM14 261V260H13ZM15 262V261H14ZM175 262V263H174ZM223 262V263H222ZM16 263V262H15ZM14 263V264H15ZM229 263V264H230Z\"/></svg>",
    "mask_w": 264,
    "mask_h": 264
}]
</instances>
